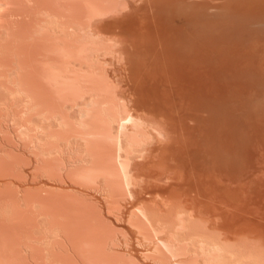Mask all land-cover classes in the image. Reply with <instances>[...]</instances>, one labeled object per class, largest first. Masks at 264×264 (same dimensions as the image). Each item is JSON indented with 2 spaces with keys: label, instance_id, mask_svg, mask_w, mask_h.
<instances>
[{
  "label": "rangeland",
  "instance_id": "1",
  "mask_svg": "<svg viewBox=\"0 0 264 264\" xmlns=\"http://www.w3.org/2000/svg\"><path fill=\"white\" fill-rule=\"evenodd\" d=\"M50 1L51 0H5L4 3L6 2L5 3L6 5H5V7H3L2 12L0 11V28H1L0 29V62H1L0 64L3 65V66L0 65V102L2 101L0 103L1 104L0 105V111H1L0 112V226H1V228H0L1 229L0 230V235H1V238H0V253H1L0 254V264H7V263H9V264H162L163 262H159V261H161V259L158 260L155 258V257H158L159 255L162 258H164L163 259L164 261L166 260L164 263H166V264L170 263L171 264L170 259L167 258L168 254L165 256L166 252L165 251L161 252L162 249H161V251L159 249V251H158L159 254L157 252H154L152 250V248L154 247V244L151 245L152 243L150 244L145 239V238H147L146 235L142 236L143 234H145V233H143L144 231L141 232L138 228H135L136 226L134 225V223L138 224V223H136L137 222L135 219L136 216H134L135 211H136L135 206L138 205V203L141 200L144 201V203H150L152 201L149 204V207L151 204L153 206L156 205V206H154V207H156L155 210H154V208L153 209L151 208L152 205L149 208L148 205L145 204V207L147 206L146 207L147 209H150V211H153L154 213H156L155 214L156 216H159L161 214L162 217L159 216V218L165 219V220L161 219V222L162 221L164 222V223L162 222L161 226H163V224H165V225L168 224L167 225V227H168L170 224V221H173L174 218H175V220L178 218L176 220V222L178 220H181V223L183 222V224L178 223V224H175L173 226H175V229H178V230L180 228H183V230H182L183 232L181 231V233L185 234L187 229H189V231H187V232H190V231H191V233L194 231L196 232V230L193 229L194 228L193 225L195 226V224H194L195 221H196V223H198L197 221H199V223H201V222H202V224L204 223L203 225L205 228H206V226H209L208 230L210 229V226L211 227L216 226V228L213 227L216 235L219 232L220 233L219 235L221 236V234H222V237H220L219 235L216 236L214 234L213 228H211L212 230L210 229L211 233H209L210 231H208V230H206V231L208 232V234H211V236L215 235V237H219L220 240L218 238H216V239H218V241H221L222 238H224L223 235L225 233V232H222V231H225V229L222 227V225H224V227H225V224H224L225 218H223V217H225V212H224L225 206L224 205L225 204L229 205V203L231 205L233 204L234 206H237L236 204H238V203L240 205L239 201H241L240 200L241 194H240V189L238 187V186H240L239 181H241V178H239V177H241L240 175L243 176V174H245V172L255 171L258 166L263 167V165H264V162H262V159L264 161V157H263L264 156V121H263L264 120V115H263L264 112H262L264 109L263 108L261 109L262 106L260 105L261 107L260 106L259 107H260L261 111L260 110L259 111H260V113L262 112V114L258 115L257 109H259V108H258V106L257 107L255 106L254 111L257 110L255 112L256 113V115H255V113H253L254 112L253 107H251V105L254 106L257 104H263V102H264V101L262 102V100L264 99L263 98L264 96H262V95H264V76H263L264 75L263 74L264 73V69H263L264 64H262V60H264L263 59V57H264V52H263V47H264V44H263L264 43V3H263V1L264 0H144V1L142 0L144 2V4H143L144 6L142 8H141V5L143 2L141 0H135V1L128 0V2H127V0H123V1L122 0H117V1L116 0H113V1L112 0H108V1L107 0H91V1L90 0H52L51 3H50ZM55 1L57 3H55ZM84 1L85 2L90 1V3H97V5H99V6L101 5V7L104 6V9L105 8L107 9L108 7H111L114 5L117 6L118 5L117 3H119L118 7L120 6L121 9L117 10L116 11L117 13L116 12H113L112 14L107 13L106 15H103L104 17H102V15L96 16L95 18L93 17L88 22L85 21V19H84V20L80 21L81 23L80 22L77 23V18L74 19L75 16L72 18L71 13L67 12L69 10L68 4L75 2L76 4L80 3L81 5H83L84 3L82 4V2H84ZM110 1H112V2L110 5H108L110 3ZM130 1H131V3H130ZM140 1H141V3L139 4ZM255 1L257 4L255 3ZM103 2L104 3L106 2L108 4H106V3L103 4ZM122 2H124V3L122 4ZM135 2H136V4H135ZM58 3H59V5H58ZM63 3H64V5H63ZM129 3L132 5H130ZM106 5H108V6L106 7ZM61 6H63L64 8ZM145 6H147V7H145ZM155 6H156V8H155ZM160 7H161V9H160ZM81 8L83 9V13L86 16L87 9L85 8L86 10H84V7H81ZM144 8H146L147 13L144 12V10H145ZM127 9H128V11H127ZM129 9H131L132 12L133 11H135V12L134 13H132L131 11L129 12ZM139 9H143V10L140 11ZM228 9H229V11H227ZM157 10H159L160 12L158 13ZM51 11L59 12L61 17L57 19L58 23L55 22L54 25L56 24V26H58L59 28L61 27L60 29H62L63 31H61L59 28L56 29V26H54V27L52 26L53 25L52 20H54V19L50 15L52 13ZM60 11H63L62 14L60 13ZM65 11H66V13H64ZM121 12L122 13L125 12V14H121ZM142 12L145 13V14L143 13L144 17H143ZM155 12H157L158 14ZM68 14H70V17H68L69 16ZM126 14L131 15V16L133 15L134 17H126ZM156 14L158 15L159 18H157V17L155 18V16H157ZM241 14H243V15H241ZM111 15H113V16H111ZM117 15H118V17H117ZM121 15L124 18H122V17L119 18V16H121ZM138 15L142 16V18L139 17L140 21L143 22V18H144V22H146V24L148 25V26L146 25V29H147V27L149 28V26H150L149 30H151V31L153 28L155 31L158 28L161 31L160 27L164 25L162 27V29H164V30H162V31L166 32V34L165 33H164L165 35L162 34V32H160L159 30H157V32L161 33L160 36H162V35H164L165 37H167L166 35L169 36L167 38L168 39L167 40L168 45L166 46L168 48H167V50H165L164 47H161L162 49L159 48L157 50L160 53L157 54V52H156V54L158 56H160V54H161L160 58L155 57L157 55H154L155 58L150 57L148 50L147 49L144 50V48H147V47H145L141 44H140V46H142V47L138 46L139 45V43H138L139 40L137 39L138 34H137V36L134 33H132L130 35L131 37H133V40H136L135 43L133 42L135 45L132 43V41L130 39H128L129 34H127V33L128 32L131 33V31L133 30V27H134V29H136L135 20L136 21L139 20ZM85 16H83V17H85ZM107 16H109V17H107ZM135 16H136V18H135ZM150 16L152 19L150 18ZM114 17L115 18L117 17V18L115 20H111V18L114 19ZM71 18H72V20L70 21ZM125 18H127V19H125ZM129 18H132V19H129ZM50 19H51V21H50ZM96 19H98V20H96ZM117 19L119 21H121L118 24H117V21H118ZM122 19L127 20V21L123 20L124 21V23H123ZM150 19L154 20V22H155V19L156 20L160 19L158 21V23L160 24V22H162L163 25H161L162 24L161 23L160 27H158L159 25L156 22L155 27L158 25L157 26L158 28L156 27V29H155V27L153 26L154 22L152 21L153 22L152 23L153 25H152L150 22L151 21ZM109 20H111L110 23L112 24V29L115 27L114 30L109 29L108 25H106L109 23ZM59 21L64 25H62V24L59 25V23H60ZM67 21L68 22L70 21V22L67 23ZM83 21L85 23L90 24L89 30H91V33H92L91 36H93V31H94V34H96L95 36H97V31H99V33L101 35H103V37L102 36H99V37H102V38L107 37L108 40L110 38V40H112L115 43L112 46L109 45L108 46L109 48H107V46H103L102 48L99 49V51H96L97 53L95 51L92 52L91 53L92 56L89 57V55H88V58L84 57L85 59L82 58L84 56L83 55L84 51H82L83 49L79 50V48H77V46L76 47L73 46V48L75 47L73 51L74 52L76 51L74 54L77 55L79 52L80 53L82 52L81 55H83V56H81V55L78 56L79 55L78 54L77 55L78 57L70 58V59H73V61H75V62H78V60L81 59V62H85V64L81 63L82 65L79 64V66L76 64V67L79 68L81 65L82 66L81 68L86 69L87 72L89 71L88 73L91 75V79L92 78L94 80L97 79L95 81L93 80L94 84L95 83L98 84V85L95 84L98 87L97 89L102 87L100 85V82L102 84V81H103L102 79H104L103 82L107 86L104 85V83H103V89L102 90H101V88L99 89L101 91V93L102 92H106V93L110 92L111 94L109 93V95H111L112 97H116V96L120 95V94H115L116 90H118V91H120V93H123L122 94L123 97L126 94L125 96L127 98L124 97V99H123L122 95H120L122 98H120V96H119V97L115 98L117 100V101L116 100L115 101H116V103L119 101L124 102L125 104L122 102H121L122 104H120V102H119V105H121L120 106L121 108L123 107V110H126L128 112H130L132 104L135 103L133 101H136L137 99L140 100V104H138L139 103L138 100H137L136 104H137V107H139V105H141V108H139V110H137L138 108L136 106H134L136 108L132 107L133 110L135 109L133 112H134V114H137V112H138L139 115L144 112L143 115L145 116L147 114L145 112V110H146L145 108L147 107L149 109L148 113L150 111L149 118L151 116V113H154L152 116H156L159 113V111L161 112L160 109H162V108H159V109L157 108L159 111L155 112V111H157L155 106L158 103H160V104H158L160 106L162 104L161 107H164V110L163 109L162 110L165 111L166 110L165 106L167 105V108L169 106L167 103L168 102L167 99H169V96L175 100V101H173L172 98L169 99V101L172 100V102H173V103L169 102V104L172 103L173 105H171L165 111V114L169 115L167 117H170L169 123H171V121H170L171 118L176 120L175 122H174V120H172L173 124L177 123L174 125L175 127L172 124L169 125V123L165 124L164 117H163L164 113L163 112L159 113V114H161L160 115L161 118L163 117L162 121L164 122L165 127L168 126V128H169V126H170V128H171V125L174 128L177 127L175 130L173 129L171 131L174 135V137H173L174 140L172 139V141H171V139H170L169 135H171L170 134L171 132H169L168 136H167L168 133H166V136H165L166 138H164V136H160L159 138L155 137V139H153L154 138L153 137L154 135H153V136H151L150 141L147 144V148L149 150L144 149V151L141 152L142 154L140 152L138 153L140 155L135 153L137 155L135 157V159H134V157H132V159H134V161L131 159L130 165L132 164V161H133V164L131 165L132 168L135 165L133 172L136 173V171H137V173H138L141 171V173L137 174L138 176L134 175L136 177L135 180L137 178H139V176H140V178L137 179V181L139 180L138 181L139 184L135 181L137 183V185L135 183V187L131 189V191L133 190L132 191L133 195H127V192L126 191L124 192V189H121L123 191L118 189L119 191L113 192L112 190H108L109 189L108 187H107L108 189L105 187V190H102L103 189L102 186L104 184L102 186H101V184L103 182L102 183L99 182L100 185L97 184L98 186L95 187L94 185H91V183H89V182L86 183V181L83 178H81L80 176H76V173L78 171L76 166H78V163H80L81 161H82L81 163H85V162L87 163L88 161H85V160L88 158V156H86L87 155L86 153L85 154L83 153V152H85L84 150L80 151L81 148H79V147H81V146H79L80 144L76 139L75 140L78 143L76 141L73 142L72 141L73 138L69 137L70 138V139L68 138L69 140L66 139L67 137H65V136H67V134H68V136H69V134L70 135L74 134L72 132L69 133L68 131H66V129L67 130L70 129L68 127L70 125H68L67 120L69 118H70L69 120L75 119V120H73L74 122L71 121V122H73V124L75 123L76 118L78 116L75 115L74 112H76V114H77L78 108H75L76 110H74L73 107L71 108V104L73 103V101H71V100L67 101L66 99H65V101L63 100L64 97L66 98V96H68V94H66V93H65V96L63 94L66 90L65 91L63 90L64 92H62V90L61 91L59 90V92H57L59 94L56 93L57 94V96H56L55 92H51V90L52 91H54V90L49 86L50 85L49 82H51L50 81L51 79L49 77V74H50L49 71L52 70V68H51L52 66L50 67V65H49L50 64L49 58L51 59V57L53 56V53H51L52 52V48H51L52 41H49L50 37L53 34H51V35H49V34L54 33L53 37H56L58 39H60V38L63 39L64 41L62 42V44H64L65 41H67L66 43H68L69 40H70V42H72L73 38H76L80 35L81 28H83V26L86 27L85 25H82V24H85ZM207 21L209 22L208 28H210V29H207L206 27H204V28H206L208 30V33L210 36L208 35V36L204 37V39L208 40V38L211 37L210 46H209V43H210L209 40H208V42H206V41H204V39H201V38H203L202 36L204 34L207 35V33H206L207 30L205 29L206 31H202L203 33L200 32V30H199L202 28L203 23H205V24L208 23ZM49 22H51V23L49 24ZM110 23H109V25H110ZM126 23H128V24H126ZM46 24L49 26L48 28H47ZM71 24H73V25H71ZM138 24H139V22H138ZM104 25H106L107 27H104ZM151 25H152V27H151ZM209 25H211V26H209ZM38 26H41V27L44 26L43 27L44 30L41 28L42 31L39 32L40 30L38 29L39 28ZM50 26H52L53 28ZM63 26H64V28H62ZM129 27H131L130 28L131 31H129L130 30ZM105 28H106V32L105 31H104V33H103V31L101 32V30L105 29ZM107 28H108V31H107ZM123 28H126V30ZM51 30H52V32H51ZM165 30H168V31L172 30L177 35L172 36V34H174V33H171V32H170L171 35H169L170 33L165 31ZM124 31L126 32L127 36H125V34L122 33ZM133 31H136V30H133ZM42 32L45 35L44 39H43ZM107 32H109V33H107ZM167 33H169V34H167ZM200 33L202 36L200 35ZM55 34H56V36H55ZM57 34H59L60 36L59 35L57 36ZM104 34H106V35H104ZM118 34L121 36H119ZM196 34H198L199 36ZM46 35H48V37H46ZM180 35H181V38H183L182 41L184 44H186L189 41L187 43L189 45L192 40H193V44L196 42V44H197L196 46H198L200 44L199 47L203 50V51L201 50V53L202 52L203 53L202 54L197 53V52H200V50H199L200 48H198L196 46H195L196 47L195 48L194 47L195 44L194 45L192 44L193 45L192 48L189 45L190 47H188V48L186 47L187 49H185L183 46L184 44L183 45L181 44L182 42H180V39L178 42H176V44L180 42L178 45L180 46V44H181V47H179V46L176 47V51H178L180 49L182 50V48H183V50L185 52H182L183 50L182 51L180 50L182 52L181 54L188 53L190 51L189 54L192 55L191 49L195 48V49H197V52L193 49L194 52H196V54H194L195 60H197L196 59V57L198 56L197 54H199V56L197 58L199 59L201 56V59L203 58L202 59L203 61L204 60L208 61L210 59L209 61L211 63L209 65V69L212 70V71H210L211 75L209 74V76L206 77L207 75L204 72V70L202 72V73H205V77L207 78V80L209 78L210 81L208 83L210 85H207L208 83H203L204 81L202 83L208 87V88L206 87L207 89L210 88V90H212V92H213L211 95V93H210L211 91H210L209 96H208V100L211 99L210 100L211 105L210 104L209 105L212 108L210 109V112H209L208 106L205 105L207 97L203 95L204 99H206L203 101V96H201V93L202 92L204 93L206 88H204L205 85L202 87L200 86L203 84L201 83V79H199L201 76V74H200L201 72L200 73L198 72L199 70L197 71L196 74L194 72H192V70L190 72L191 75H192V73H194V75H197L199 73L200 76L197 75V77H195V79L197 78V82L200 80L199 81L200 83L198 82L199 87L197 85L198 83H195L196 80H194V75H192L193 78L191 77L192 79H190V82H191V84L195 83V85L193 87L196 88V90H198V88L199 89L203 88L202 90H204V89L205 90L201 91V92L199 91L200 93L194 94L195 89L193 88V90L191 91L192 86L189 89H187L188 88L187 87L186 91H185V95L188 93L187 90H189V92H191V94H189V95H190V97L192 96V98H190L191 101L186 100V102H188V103L184 102V104L183 103L181 104V101L183 102L188 97H187V95L184 96L183 91L181 92L180 90H178L180 92V95L177 94L179 92L178 91L176 92L177 88H174L175 87V85H174L175 78H173L174 82L171 81V80H173L171 78H172V75L174 74L173 72L176 70V68H174V70H171V69L173 68V66H176L175 63H177L179 65V66H176L177 68H181L183 65L180 63V61L181 62L183 61V63H185L186 61H188V59H190V57H187V56H186L187 57L186 61L181 59L179 56H181L182 58L184 56V58H185V55H188V54L180 55V52H175V49H173L174 46H172V45H175V42L173 44L172 41H175V40L177 41L178 36H180ZM174 36L176 38H174ZM170 37H172V39ZM190 38H191V41H190ZM186 39H187V41H186ZM194 40H196V41L194 42ZM127 41L128 42L131 41L129 43H132V45H134V47L131 44H129ZM169 42H171L172 45H169ZM257 42L260 44H258ZM66 43H65V45H66ZM73 43H71V44H73ZM206 43L208 44V46L206 45ZM203 44H204V46H203ZM252 44H255L254 48H252L253 47V46H251ZM59 45H60V43H59ZM170 46H171V48H170ZM175 46H177V45H175ZM256 46H260L257 50L259 52L254 53L252 51L255 50ZM78 47H79V45H78ZM202 47H204V48H202ZM206 47H208L209 49L206 50L207 49ZM73 48H71V49H73ZM111 48H113V49H111ZM138 48L140 51L136 50ZM169 48L171 49V51ZM177 48H180V49L177 50ZM77 49L79 50L78 53H77ZM103 49H106V50L103 51ZM121 49L124 52H121ZM160 49L162 50V52H165V53L162 54ZM188 49H190V50H188ZM251 49H252V51H249ZM107 50H108V52H107ZM168 50H169V52H168ZM173 50H174V52H172ZM186 50H188V51L186 52ZM205 50L207 52H205ZM119 51H120V53H118ZM145 51H146V54H145ZM247 51L249 52V54ZM171 52H172V54L175 53L176 56L178 53L177 59L180 58V61L175 60L176 61L175 62L174 61L175 54L174 55L171 54L172 55L171 56L170 55ZM204 52L209 53L208 56L211 58H209L207 56V54H205ZM57 53H58V55H56ZM60 53H62V52L59 51V52L55 53L57 58H58V56H60L59 57L60 59L58 58L57 60H61V58H62V60H61L62 62L67 61L66 65L68 62L72 61L67 56L65 57L63 53L61 55H59ZM93 53H95V54H93ZM137 53H139L140 55L138 56ZM141 53H143V54H141ZM251 53L252 54L254 53L257 55L255 57V59H253L254 64L256 63L257 60L260 62V64L254 65V64H251L250 62H247V61H251L250 57L253 58V56H254ZM84 54H85V52H84ZM120 54H121V56H120ZM164 54L166 56H168L167 58H169V59H170V57H173V60L167 59L166 56H163ZM210 54H212V55H210ZM262 54H263V57L261 56ZM145 55L146 56L148 55V56L145 57ZM245 55H246L247 59L244 60L243 56H245ZM144 57H145V60H144ZM163 57H165V59H167V62L165 60L164 65L162 64V62H164ZM64 58H66V59H64ZM207 58H209V59H207ZM249 58H250V60H249ZM126 59L129 61H127ZM142 59H143V61H142ZM149 59H151V61H149ZM154 59L155 60L158 59L157 64H159V65L156 64V61ZM1 60H3V61H1ZM85 60H88V61H85ZM90 60H92V61H90ZM169 61H171V62L174 61L173 66L171 65L172 67L169 65L171 63ZM189 61L191 64V62L194 60L190 59ZM209 61L207 62L206 65L202 64L203 66L207 67V68L205 67V71H206V69H208ZM46 62H48V63H46ZM121 62H122V64L120 65ZM135 62L137 65L135 64ZM146 62H147L146 66H148V67L145 68ZM204 62H206V61H204ZM167 63H169V64H167ZM187 63H185V65L182 68H184L187 65ZM242 63L243 64L244 63L249 64L248 65L249 67L247 65H245L247 67H242L243 68L242 69L241 68V66L243 65ZM263 63H264V61H263ZM42 64H43V66H42ZM86 64H87V66H89L88 68H86L87 67ZM90 64H91V66H90ZM192 64H194V65H192ZM192 64H191V66H193L192 67V69H193L196 65H195V63H192ZM197 64H198V62H197ZM122 65H125V66H122ZM128 65H130V67ZM151 65H153V66L151 67ZM154 65L156 67L158 66V69L154 68L155 69L154 70L153 69ZM251 65H252V67H251ZM256 65L258 66V68H260L263 65L262 66L263 68H260V69H258L256 67L254 68V66H256ZM136 66L138 67V70H137ZM164 66H167V67L165 68ZM168 66H170V69H169L170 73H168V72L166 73V71H168V68H169ZM119 67L121 70L119 69ZM126 67H129L131 71L129 70V68H127L128 70L126 71ZM199 67H200V65H199ZM90 68L91 69L93 68L92 70H96V71L98 69L99 73L97 72V74H96V71L90 72ZM99 68H101L102 71H104V72H101V69H99ZM149 68H151V69H149ZM162 68H165V69H162ZM200 68H198V69H200ZM42 69H43V72H42ZM118 70H119V72H117ZM132 70H133V73H135L134 76H133V73L130 74L132 72ZM152 70H153V73H152ZM259 70H261L262 72ZM112 71H114V72H112ZM139 71H141L140 72L141 74L139 73ZM146 71L147 72L151 71V72L149 74ZM157 71H158V73H157ZM160 71H161V73L163 72L161 75L164 78L159 74ZM193 71H194V69H193ZM200 71H202V69H200ZM255 71L257 73H254ZM179 72H182V71H179ZM151 73H152V75H151ZM98 74H99V76H98ZM153 74H154L155 78L152 80ZM181 74L182 73H180V76H181ZM150 75L152 77H150ZM165 75H167V76L169 75V77L166 76L167 77L166 78ZM94 76H96V77H94ZM120 76L122 77L121 79H120ZM145 76H146V78H144ZM186 76H188V75H186ZM198 76H199V78H198ZM202 76H203V78H205L204 74H202ZM100 77H101V79H100ZM132 77H134V78L132 79ZM140 77L143 79L141 81V83H143V85L140 83H137V80H140ZM41 78H42V80H41ZM106 78H108V79H106ZM150 78H151V81H153V82L150 81ZM168 78H170L169 79L170 83L167 82ZM189 78H190V75L188 77H186L185 80H189ZM155 79H156V82L158 83V84L156 83L157 85L154 84ZM165 79H166V82H165ZM47 80H48V82H46ZM106 80H109V81H106ZM160 80H161V82H160ZM191 80H194L195 82L191 81ZM97 81H99V82H97ZM126 81H127V83H126ZM107 82H109L108 83L109 85L107 84ZM110 82H112V83H110ZM172 82H173V84H172ZM45 83H47V85ZM132 83L134 85H132ZM165 83H166V85H164ZM39 84H40V86H39ZM127 84L128 85L131 84V86L129 85L131 90L129 89ZM159 84H160V86H159ZM170 84H172V86H170ZM188 84H190V83H188ZM212 84H214V85L217 84V86L218 85L219 86L216 88V86H213ZM140 85H141L142 89H141ZM149 85H150V87H149ZM154 85L159 87V90L161 92L155 91V89L157 90L158 88L155 87ZM167 85H168V87L166 88ZM35 86L38 88H36ZM146 86H148V87H146ZM259 86H260V88H259ZM116 87H117V89L114 90ZM154 87H155V89H154ZM211 87L216 88V91L214 88H213L214 90L211 89ZM221 87H223V88H221ZM245 87L247 90H244ZM121 88H122V90H121ZM147 88L150 91H152L151 94ZM151 88L154 90H152ZM169 88H170V90L172 88L174 94L171 93L172 90L169 92V90H168ZM133 89H134V92H133ZM138 89H141L140 91H143V93H145V94H143V93L141 94V92L139 93ZM164 89L167 91V93L169 92L168 97L166 96L167 93H166V91H164ZM217 89H219V91H217ZM221 89H222V91H221ZM249 89H251L250 90L251 93L249 92ZM145 90L147 91V93ZM56 91H58V90L56 89ZM111 91H115V93H113ZM153 91L156 92L154 95L155 97L152 96L154 93ZM207 91H209V90H206L205 94H207ZM255 91H256V93L253 94V92H255ZM38 92H39V94H38ZM52 93H54V95H52ZM148 93L151 96H149ZM164 93H166L165 96H164ZM181 93H183L182 95L184 97H179V96H182ZM219 93H220V95H219ZM50 94H51L52 98L55 99V97H53V96H56V98H57V99H55L56 101L53 100L52 102H57V100H58L57 103H54L55 105L58 104V105H56V107L58 106L57 108H55L56 110L54 109L55 105L53 103H52V106L54 105L53 108L50 107V102H51L50 99L52 100ZM131 94H132V97H131ZM134 94L136 95L137 98L133 97V96H135ZM192 94L195 95L196 97H194ZM197 94H199V95H197ZM251 94L254 98H255V96L258 95L257 96L258 99L255 98L256 99L255 100L253 97H252L253 98L252 99ZM47 95H48V97H47ZM139 95H140V97H139ZM159 95L160 96L163 95V96L160 97ZM216 95H217V97H216ZM145 96H148L147 97L148 99ZM175 96H176V98H175ZM213 96H215V97H213ZM220 96H221V98H220ZM89 97L90 96L88 94L85 95L84 100L87 101L90 98H92V97H90V98ZM260 97H262L261 98L262 100L259 99ZM46 98L48 99V101H50L49 103H47L48 101L45 100ZM134 98H135V100H133ZM157 98H158L159 102L157 101ZM160 98H162V99H160ZM164 98H166L165 101H167L166 102L167 104H164L165 102L161 101ZM219 98H220V100H219ZM67 99H68V97H67ZM69 99H70V97H69ZM119 99H122V100H119ZM128 99L130 100V102ZM145 99H147L148 102ZM178 99H179L180 103L178 102ZM181 99H183V100H181ZM192 99L194 101H192ZM201 99L204 102L202 104L200 103V102H202ZM213 99H216V101L219 103H217L216 101H213ZM195 100L198 101L196 104L197 106L194 105L196 103ZM153 101H155V102L157 101L158 103L157 102L154 103ZM253 101H255L254 104L252 103ZM131 102H133V103L131 104ZM141 102H144V104H142ZM174 102H176V103H174ZM189 102L191 104H193L194 102L195 103L193 104V106H190V105H188V104H190ZM208 102L209 101H207V103ZM61 103L63 104V106ZM145 103H146V105H145ZM151 103H152V106H151ZM214 103H216L218 105L217 106L218 109L216 107V104L214 105ZM126 104L130 105V107L127 108ZM154 104H156V105H154ZM175 104H177V105L174 106ZM180 104H181L182 109H183L184 105H188V111H187V106H185L186 108L184 107L185 110H183L184 111L183 112L182 109L180 108ZM142 105L144 108L142 107ZM182 105H183V107H182ZM213 105L216 108H214ZM189 106L191 109L189 108ZM172 107H174V108L176 107L175 110L171 109ZM201 107L204 109H202L200 112ZM205 107H207V108H205ZM142 108L145 110H143ZM179 108L182 111V113H180ZM255 108H257V109L255 110ZM57 109H58L59 114H57V112H55L56 114H54V112H52V111H54V110L57 111ZM132 109H131V112H132ZM194 109H196L195 111H199V114L197 112L195 113ZM205 109H207V110H205ZM151 110L154 112H152ZM169 110L174 112V113L178 112V114H174V113L171 114L172 112L170 113ZM139 111H142V112H139ZM189 111H192V112H189ZM203 111H205L206 116L204 113H203L204 115L202 114ZM155 113H156V115H155ZM186 113H187V115H186ZM209 113H210V118L209 117L207 118ZM63 114H65V117ZM200 114H202V115H200ZM171 115H174V116L171 117ZM197 115H200V118ZM75 116H77V117H75ZM190 116L193 117V119H189V118H191ZM202 116H204V118L205 117L206 118L201 119ZM255 116H256V118H255ZM259 116H261L263 118L261 119V117L259 118ZM61 117H62V119H61ZM184 117L186 118V120ZM187 117L189 120L188 125H191V127H193L192 123H193V120L195 119L194 122L197 123V125L195 123H193L196 126V128H193V129H196V130L191 131L192 128H190V129L187 128V126H188L187 125ZM154 119H155V117L153 118V120ZM182 119H184L186 122L181 121ZM256 119L258 121L259 120L262 121L261 123H263V124H259L260 121L257 122ZM218 120H220V121H218ZM166 121H167V119H166ZM214 121H215V123H213ZM182 122H185L184 124H186V125H182L183 124ZM209 122H212L213 124L209 123ZM222 122L225 124H222ZM179 123H182L181 125L183 127L182 126L180 127L182 129H180L178 127L180 125ZM208 124H211L210 125L211 130L208 129V131H207V130H205L206 128H204V126H207ZM72 125L70 127H72ZM212 125H214V126H212ZM216 125H218L219 127H217ZM223 125L225 126L224 127L225 130L222 132ZM73 126H75V125H73ZM185 126L187 129L184 128ZM215 126H216V128H215ZM170 128L168 129V131L171 130ZM213 128H215L216 131ZM218 128H219V130H221V132L217 131ZM220 128H222V129H220ZM55 130H57V132ZM61 130H62V133H61ZM185 130H187V131H185ZM58 131H60V132H58ZM211 131H213V132L215 131L214 133H216L218 136L221 133L222 137L221 136L220 137L222 139H224V138L225 139L224 140L219 139L220 137L218 138V136H216V134H214V136H213V132H211ZM181 132H183V133H181ZM201 132H205L204 134L203 133L201 134L202 136H204L203 137L204 139L200 135ZM218 132H219V134H218ZM224 132H225V134H224ZM193 133H194V136H193ZM180 134H182V135H180ZM188 134H189V136H188ZM62 136H63V138H62ZM72 136H74V135H72ZM182 136H185V137L183 138ZM186 136L190 139V141H194V139H196V140L194 141V143L193 142L191 143L190 141H189L190 142L189 143L187 141ZM177 137H180L181 139L180 138L177 139ZM167 138H169V139L167 140ZM210 138L212 140H209ZM216 138H217V140H216ZM158 139L160 140V142ZM182 139H184V140H182ZM151 140H153V141L151 142ZM162 140H163V142H161ZM175 140H177L176 143L178 145L180 144V146H181L180 151L177 150V149H179L177 146L172 147L173 144L177 145L174 142ZM179 140H180V142H179ZM199 140L204 142V143H201V145H200ZM207 140H209L208 142H210L209 145L207 144L208 143ZM68 141L69 142L72 141V142L69 143ZM166 141L167 142L171 141L172 143H167ZM211 141L214 142V143L212 142L213 143L212 147H211ZM67 142H68V144H67ZM153 142L156 144L153 145ZM196 142H198V143H196ZM205 142H207V143H205ZM76 143L79 145H77ZM217 143L222 144L223 147L222 146L221 147L224 150H222V148L219 147V145H217ZM160 144H162V147H163V145L165 146L164 150L162 147L160 150V147L158 148V146H156V145H160ZM165 144H168V145L166 146ZM183 144L184 145L186 144V145L184 146ZM190 144L192 145V147H189V149H190V151H189L187 146H191ZM196 144H198V145H196ZM204 144H205V146H203ZM76 145L79 147L77 148ZM150 145H152L151 146L152 148H153V146L157 147L156 149H158L160 151V153H158L159 152L158 150H157L158 152H156V149L154 147V153H157V155L153 154V151H150L151 150ZM195 145H196V147H195ZM183 146H184V148H183ZM186 147H187L189 152L186 150ZM198 148L199 149L201 148V149L199 150ZM205 148H208V152H207V149L205 150ZM193 149L196 150V151L194 150L195 154L193 152ZM209 149H211V150H209ZM173 150H174V152H171ZM175 150H176V152H175ZM147 151L149 153L148 155L146 153ZM164 151H166V153ZM80 152H81V154L82 153L83 154L80 155ZM162 152H164V154ZM167 152H169V153H167ZM179 152L180 153L183 152V153H181L180 155L178 154L179 155L178 156L177 153H179ZM205 152L207 154H205ZM223 153H225V154H223ZM187 154L188 155L190 154L191 156L190 155L187 156ZM202 154H204V155H202ZM79 155H80V157H79ZM84 155H85V157H84ZM144 155H145L146 160H144V158H142V157H144ZM166 155L169 157H167ZM183 155H185V156H183ZM81 156H83V160H81L82 159ZM133 156H134V154H133ZM147 156H149V157H147ZM150 156H151V158H150ZM157 156H158V158H156ZM159 157H163V158L166 157V158H164L165 160L162 158L165 162L162 159H160ZM181 158H185V161H184V159H181ZM188 158L192 159V161L189 160ZM153 159H154V161H153ZM135 160L136 161L138 160V161L135 162ZM166 160L168 161L167 163H166ZM175 160H176V162H175ZM201 160L204 161L205 163L202 162ZM141 161L146 162L147 164H149V162H151V165L150 164L149 165L153 168H151V169L147 168L148 165H146L144 163L146 166L145 167L144 164H141ZM161 161L164 162V163L162 162V165H161ZM181 161L183 163L188 162L187 163L188 165H186V163H185L184 165H186V166H184ZM208 161L211 163H209ZM134 162L138 163V164L136 165V164H134ZM154 162H155V164H154ZM172 163H174V165L178 163L177 167L179 169L176 168V165L175 166L172 165ZM156 164L158 165V167H156ZM141 165H143L144 167ZM154 165H155V167H154ZM163 165H165V166L169 165L170 168L168 167L169 169L166 170L167 167H166V169L161 167ZM201 165H202V169L200 168ZM159 166L161 168H159ZM173 166L178 171V172L176 171L178 174L175 172V168ZM137 167H139V168L136 169ZM182 167H183V169H182ZM198 167L200 169H198ZM254 167H255V169H254ZM259 167H258V169H259ZM158 168H159V172L157 171ZM184 168H185V171H184ZM195 168H196V170L194 171L193 169H195ZM162 169L165 170V171L163 170L164 173L161 171ZM171 169L173 171H171ZM203 169L204 170L206 169L207 171L206 170L204 171ZM219 169H220V171H219ZM222 170H224V171H222ZM242 170L243 171L246 170V171L243 172ZM153 171H156V172H153ZM197 172H199V174H197ZM205 172H207V173H205ZM209 172H211L212 174ZM241 172H242V174H241ZM158 173H159V175H158ZM203 173H204L205 178L202 175ZM220 173H222L223 176H222V174L220 175ZM149 174H151V175H149ZM168 174H170V175H168ZM188 174H189V176L191 174L192 175L189 177ZM193 174H195V175H193ZM173 175H176V176H174V178L176 177L175 179H173V177H172ZM181 175H182V179H181ZM183 175H186V177ZM162 176H164V178L160 179L159 181L153 180V179H159V177L161 178ZM165 176H167V177H165ZM168 176H169V178H168ZM194 176H195V178H194ZM212 176H213V178H212ZM222 177H225V178H222ZM167 178L169 181L167 180ZM189 178H190V180L192 178L190 183H189ZM216 178H217V180H216ZM197 179H198V182H197ZM164 180L166 182L158 183V182H161ZM176 180L178 181V183H175ZM211 180H212L214 185H212V184L210 185ZM215 180L217 183L220 182V183H218L219 185L215 182ZM179 181H181L182 183L181 182L179 183ZM168 182H170V184H168ZM207 182H209V183H207ZM203 183H206L207 186H206V184H203ZM149 184L151 186L150 187L151 189H149ZM156 184H158V186ZM160 184H163V185H160ZM178 184H180V185H178ZM187 184H189L192 188ZM197 184H199L200 187ZM164 185H166V186H164ZM104 186H106V185H104ZM171 186L173 188L175 187L174 189H176L175 190L176 193L179 189H181V191H182L181 192L179 190V192L177 194L175 193V195H177V197H175V198L173 196H171L170 193H168L169 189H171L172 192L174 190V189L172 190ZM178 186H179V189H178ZM182 186L185 189L187 187H189V189L187 188L186 191L183 192ZM147 187H148L149 191L147 190ZM164 187H165V189H164ZM219 187H220V189H219ZM96 188H99V189H96ZM154 188H155V190H154ZM158 188H159V191H158ZM161 188H163V189H161ZM210 188L212 191L210 190ZM214 188L217 190L214 191ZM204 190H206L207 192L206 191L204 192ZM150 191H152V192H150ZM201 191H202V193H201ZM117 192H119V194L121 192V194L116 195ZM122 192H124V193H122ZM217 192H218V194H217ZM122 194L126 195V196H123V198H121ZM179 194H180V197H178ZM186 194H188V196H189L188 198H187ZM202 194H203V196H202ZM214 194H215V196H214ZM219 194L222 196H220ZM113 195H114V197H113ZM172 195H174V194L172 193ZM193 195H195V196H193ZM117 196H119V197L121 196L120 199L119 198L116 199ZM136 196L138 197V199H136L137 198ZM165 196H167V198ZM170 196H171V198L169 199ZM196 196H198V197H196ZM210 197H212V198L210 199ZM220 197H222V199ZM113 198H115L116 200ZM164 198H165V200H164ZM177 198H181V200L179 201V199H177ZM201 198L203 200H205V202L200 201V200H202ZM223 198L225 199V201L223 200ZM152 199H155V200L153 201ZM198 199H199V202H198ZM120 200H122V201H120ZM133 200L134 201L137 200V201L134 202ZM193 200H195V202H196L195 205H194ZM191 201L193 204L191 203ZM213 202L214 203L216 202L215 206L213 205ZM144 203L140 202V204L138 206H140ZM201 204H202V207H201ZM216 206L219 208H215ZM203 207L204 208L207 207L208 210L206 208H205V210L202 209ZM198 208L199 209L201 208V209L198 210ZM156 209H157V211H156ZM160 210H162L164 212H162ZM172 210L175 213V217H174V213ZM80 211H82V212H80ZM132 212H134L133 213L134 217L132 216ZM198 212H199V214L201 213L202 215H199ZM70 213H72V214H70ZM73 213H75L77 215H74ZM179 213H181V214H179ZM215 213H217V214H215ZM218 213H220V214H218ZM83 214H84V216H83ZM80 215H82V216H80ZM178 215H180L181 217ZM182 217H186V218H182ZM155 218L159 219L157 217H155ZM166 218L168 219V221ZM192 218L195 220H193ZM130 219H131V221H130ZM134 219H135V221H134ZM207 219H208V221H207ZM218 219H220V220H218ZM54 220L55 221L57 220V221L54 222ZM80 220H86V222L80 221ZM204 220H205V222H204ZM210 220H213V221H210ZM222 220H224V221L222 222ZM133 221H134L133 225L130 224ZM193 221H194V223H193ZM89 222L91 223V225ZM167 222H169V223H167ZM173 222H171V223H173ZM188 222L193 223V225H192L193 228L191 227V229H193L194 231L190 230V227H189L190 225H188V228L184 227V226H186L184 224L188 223ZM211 222L213 224H211ZM54 223H56V225L53 226ZM206 223L210 224V225H207ZM220 223H221V225H220ZM86 224H87V226H86ZM182 225H184V226H182ZM196 225L197 226L195 227V229L198 228V224H196ZM200 225L201 224H199V226ZM63 226L66 229L63 228ZM104 226H105V228H104ZM86 227H91V228L93 227L94 229L88 228V230L85 231ZM167 227H165V229L163 228V230L165 231V232L164 231L163 232L166 235L169 234ZM204 227H202V228L199 227L197 230H200V228L203 229ZM218 227H220V228H218ZM222 229H224V230H222ZM2 230H3V232H1ZM137 230H139V231H137ZM166 230H167V232H166ZM172 230H173V228H172ZM178 230H176V231H178ZM184 230H185V232H184ZM220 230H222V231H220ZM84 231L85 232L90 231V233L88 232V234H87ZM203 231H202V234H203ZM138 232L139 233L141 232V233L139 234ZM78 233H80V234H78ZM105 233L108 235H105ZM67 234L68 235L74 234V235L72 237H69L70 235L68 236ZM180 234H179V236L178 235L177 236L180 237ZM184 234H182V235L184 237H187ZM186 234H188V233H186ZM97 235H99V237ZM102 235L103 236L105 235V237H103ZM67 236H68V238H71V239L70 240L67 239ZM78 236H80V237L77 238ZM149 236H150V234H149ZM215 237H212V238L215 239ZM7 238H9V239H7ZM150 238H152V236H150ZM73 239H75V241L77 240V242L79 241V244L75 243L76 244L75 245L74 243H72V242H75ZM86 239H87V242L90 241V243H91V244L87 243V245L88 244H90V246L95 245V244L98 245L100 243L101 246L100 245H98L97 247H95L96 245L92 246V248L95 247V249L93 248V250H91L92 248L90 246L89 247L86 246ZM67 240H69V241L67 242ZM91 240H93V241H91ZM101 240H102V242H101ZM103 240H104V242H103ZM9 241H10V243H8ZM145 241H147V242H145ZM177 242H179V241H177ZM222 242L224 243V239L222 240ZM68 243L71 245L74 244L75 247H73L71 245L69 246ZM6 244H7V246H6ZM9 244H11V245H9ZM82 244L84 245L82 247V249H84V250H81V248L77 249L78 245H82ZM188 244L187 245L184 244L183 247L188 246ZM189 245L191 246V244H189ZM2 246H5V250H4V247H2ZM71 247H72V249H70ZM84 247H87L88 249L89 248L90 249L88 250L87 248H84ZM188 247H186V248H188ZM96 248H98L99 250H97ZM90 250H91V252H90ZM187 250L189 251L190 248H188ZM12 252L13 253L15 252V253L12 254ZM154 253L158 256H156ZM6 254L10 255V257L7 256ZM150 254L153 257H151ZM3 256L7 257V258L6 259L4 258V260H3ZM181 256H184V255H181ZM154 259H156V260H154ZM167 259H169V260H167ZM108 262H110V263H108Z\"/></svg>",
  "mask_w": 264,
  "mask_h": 264
},
{
  "label": "bare ground",
  "instance_id": "2",
  "mask_svg": "<svg viewBox=\"0 0 264 264\" xmlns=\"http://www.w3.org/2000/svg\"><path fill=\"white\" fill-rule=\"evenodd\" d=\"M4 1L5 0H0V11L2 12V10H3V7H5V3H4ZM52 1V0H51ZM51 1H50V3H51ZM91 1V0H90ZM90 1L89 2H82V4L83 5H81L80 3L79 4H76L75 2L74 3H70V4H68L69 6V10L67 11V12H69V13H71V16H72V18L74 17V19L75 18H77V23L78 22H80V21H82V20H84L85 19V21H90L93 17L95 18L96 16H101L102 15V17H104L103 15H106L107 13L109 14H112L113 12H116L117 10H119V9H121V7L119 6L118 7V5H119V3H117L118 5L116 6V5H114V6H111V7H108L107 9L105 8L104 9V6L103 7H101V5L99 6V5H97V3H90ZM108 1V0H107ZM113 1V0H112ZM112 1H110V3L108 4V3H106V4H108V5H110L111 4V2ZM117 1V0H116ZM123 1V0H122ZM133 1H135V0H133ZM132 1V2H133ZM142 1V0H141ZM141 1L139 2V4L141 3ZM144 1V0H143ZM142 1V2H143ZM126 2V1H125ZM127 2H128V0H127ZM138 2V1H137ZM150 2V1H149ZM167 2V1H166ZM258 2V1H257ZM55 3H57L56 1H55ZM67 3V2H66ZM100 3V2H99ZM104 2H103V4H105ZM124 2H122V4H123ZM130 3H131V1H130ZM129 3V4H130ZM255 3H256V1H255ZM259 3V2H258ZM263 3H264V1H263ZM121 4V3H120ZM121 4V5H122ZM126 4V3H125ZM135 4H136V2H135ZM144 4V2L142 3V5H141V8L144 6L143 5ZM150 4V3H149ZM257 4V3H256ZM260 4V3H259ZM55 5V4H54ZM53 5V6H54ZM58 5H59V3H58ZM63 5H64V3H63ZM108 5H106V7L108 6ZM130 5H132V4H130ZM147 5V4H146ZM169 5V4H168ZM67 6V5H66ZM136 6V5H135ZM138 6V5H137ZM161 6V5H160ZM58 7V6H57ZM61 7H63V6H61ZM81 7H84V10H86L87 9V12H86V16H85V14L83 13V9L81 8ZM124 7V6H123ZM122 7V8H123ZM140 7V6H139ZM145 7H147V6H145ZM55 8V7H54ZM60 8V7H59ZM64 8V7H63ZM66 8V7H65ZM86 8V9H85ZM127 8V7H126ZM131 8V7H130ZM155 8H156V6H155ZM42 9V8H41ZM81 9V10H80ZM132 9V8H131ZM131 9H129V12L131 11ZM145 10H144V12L145 13H147V11H146V8H144ZM154 9V8H153ZM160 9H161V7H160ZM159 9V10H160ZM123 10V9H122ZM134 10V9H133ZM140 11L141 10H143V9H139ZM159 10H157L158 11V13L160 12ZM58 11V10H57ZM64 11V10H63ZM63 11H60V13L62 14V12ZM121 11V10H120ZM119 11V12H120ZM126 11V10H125ZM127 11H128V9H127ZM138 11V10H137ZM227 11H229V9L227 10ZM44 12V11H43ZM52 13L50 14L52 17H53V19L54 20H52V26L54 27V26H56V24L54 25V23L55 22H57L58 23V21H57V19L58 18H60L61 16H60V14H59V12H55V11H51ZM132 12V11H131ZM135 11H133L132 13H134ZM144 12H142V14L144 13ZM154 12V11H153ZM239 12V11H238ZM64 13H66V11L64 12ZM117 13V12H116ZM144 13V14H145ZM155 13H157V12H155ZM157 13V14H158ZM59 14V15H58ZM84 14V15H83ZM115 14V13H114ZM120 14V13H119ZM121 14H125V12H121ZM144 14H143V17H144ZM156 14V15H157ZM69 16L68 17H70V14H68ZM237 15V14H236ZM241 15H243V14H241ZM50 16V17H51ZM83 16H85V17H83ZM110 16V15H109ZM109 16H107V17H109ZM111 16H113V15H111ZM147 16V15H146ZM152 16V15H151ZM151 16H150V18H151ZM101 17V18H102ZM106 17V18H107ZM117 17H118V15H117ZM116 17V18H117ZM120 17H122V18H124L122 15L121 16H119V18ZM126 17H134L133 15L131 16V15H127L126 14ZM139 17H141L142 18V16L140 15H138V18ZM159 18L158 17V15L157 16H155V18ZM162 17V16H161ZM72 18L70 19V21L72 20ZM105 18V19H106ZM115 17H114V19H112L111 18V20H115L116 19ZM118 18V19H119ZM135 18H136V16H135ZM52 19V18H51ZM51 19H50V21H51ZM69 19V18H68ZM117 19V20H118ZM125 19H127V18H125ZM129 19H132V18H129ZM149 19V18H148ZM152 19V18H151ZM150 19V20H151ZM61 20V19H60ZM63 20V19H62ZM96 20H98V19H96ZM100 20V19H99ZM102 20V19H101ZM111 20H109V23H110V21ZM116 20V21H117ZM124 19H122V21H123ZM135 20V19H134ZM133 20V21H134ZM160 20V19H159ZM159 20H156L155 19V22H154V20H151L150 22H151V24L154 22V27H155V23L157 22L158 23V21ZM258 20V19H257ZM47 21V20H46ZM64 21V20H63ZM69 21V22H70ZM124 21H127V20H124ZM124 21H123V23H124ZM131 21V20H130ZM132 21V22H133ZM153 21V22H152ZM60 22V21H59ZM68 21H67V23H69ZM84 22V21H83ZM95 22V21H94ZM102 22V21H101ZM114 22V21H113ZM112 22V23H113ZM121 21H117V24L118 23H120ZM129 22V21H128ZM135 22H136V25L138 24V22H139V24L136 26L135 24V27H136V29H134V27H133V30H136V31H131V27H129V31H131V33H127V34H129L128 36H129V38L128 39H130L131 41H132V43L134 42L135 43V41L136 40H133V37H131L130 35L132 34V33H134L136 36H137V34H138V36H137V39L139 40V45L138 46H140V44L141 45H143V46H145V47H147V48H144V50L145 49H147L148 50V53H149V56L150 57H154V55H157L158 53H160V52H158L157 50L159 49V48H161V47H164L165 48V50H167V48L168 47H166L167 45H168V42H167V38L169 37L168 35H166L167 37H165L164 35L166 34V32H163L162 30H164V29H162V27L164 26L163 25V23L162 22H160V24L161 25H163V26H161L160 27V24L158 23V27H160V29H161V31L159 30V28L157 29V30H159L160 32H162V34H164V35H162V36H160L161 35V33L159 34L158 32H157V30L155 31L154 30V28L152 29V31L151 30H149V28H150V26H149V28L147 27V29H146V22H144V18H143V22L142 21H140V18H139V20L138 21H136L135 20ZM204 22V21H203ZM208 22V21H207ZM206 22V23H207ZM37 23V22H36ZM51 22H49V24H50ZM81 23V22H80ZM85 23V22H84ZM109 23L108 24H106V25H108V28L109 29H111V30H114V28L112 29V24L110 23V25H109ZM115 23V22H114ZM62 23L60 22L59 23V25H61ZM122 24V23H121ZM126 24H128V23H126ZM170 24V23H169ZM208 24H209V22L207 23V24H205V23H203L202 25V28L201 29H199L200 30V32H202V31H206L207 29H210V28H208ZM40 25V24H39ZM62 25H64V24H62ZM71 25H73V24H71ZM82 25H85L86 27H84L83 26V28H81V33H80V35L78 36V37H76V38H73V41L72 42H70V40L68 41V43H66L67 41H65L64 42V44H62V42L64 41L63 39H58V38H56V37H53L54 36V33H50L49 35H51V34H53L51 37H50V40L49 41H52V45H51V48H52V52L51 53H53V56L51 57V59L49 58V61H50V67L52 68V70H50L49 71V77H50V81L51 82H49L50 83V87L54 90V91H52L51 90V92H55V94L57 93V92H59V90L61 91L62 90V92H64L65 90V92L63 93L64 94V96H65V93L66 94H68V96H66V98L64 97V101H65V99L68 101V100H71V101H73V103L71 104V108L73 107L74 108V110H76L75 108H78V112H77V114H76V112H74L75 113V115H77V116H75V117H77L76 118V121H75V123L73 124V120H75V119H71V120H69L68 118V120H67V122H68V125H75V126H73L72 125V127H70V126H68L70 129L69 130H67L66 129V131H68L69 133H74V134H72V135H74V136H72V135H70L69 134V136H68V134H67V136H65V137H67L66 139H68L69 137L70 138H73V142L74 141H78L79 142V144H77V145H79V146H81V147H79V146H77V148L79 147V148H83L82 150L80 149V151H85V152H83L84 154L86 153L87 155L86 156H88V160L86 159L85 161H88L87 163L85 162V163H81L80 161V163H78V166H76V168H77V173H76V176H80L81 178H83L85 181H86V183H91V185H94L95 187L96 186H98L97 184H99V182H103L102 184H101V186L104 184V185H106V186H102L103 187V189L102 190H105V187L108 189V190H112L113 192L115 191H119V190H121V189H124V192L126 191L127 192V195H133L132 193V191H131V189L132 188H134L135 187V183L137 182L138 183V181H137V179H139L140 178V176H139V178H137L136 180H135V176L137 175V174H139V173H141V171L140 172H138L137 173V171H136V173L135 172H133L134 171V166H133V168H132V164H133V161H134V159H135V157L137 156L135 153H141V152H143L144 151V149H148L147 148V144L149 143V141H150V138H151V136H153L154 138L153 139H155V137H160V136H164V138H166L165 136H166V133H168L167 134V136L169 135V132H171L173 129L175 130L176 128H174L175 126V124H177V123H175V124H173V122H172V120H174V119H172L171 118V123H169V118L170 117H167V116H169L168 114H165V111L171 106V105H173L172 103V100L173 101H175L172 97H170L169 96V92L172 90V88H171V90H170V88L168 89L169 90V92L167 93V91L165 90L167 87H168V85L166 86V88L164 89V91H166V93H164V96H165V94H166V96L168 97L169 96V99H171L172 98V100L171 101H169V99H167L168 100V102L167 101H165L166 100V98H164L163 100H161L162 102H165L164 104H167L168 103V108H167V105L165 106L166 107V110L165 111H163L164 110V107H161L162 106V104H161V106L160 105H158V104H160V103H158L159 101H158V98H157V105L156 104H154V105H156L155 107H156V110L157 111H155V112H158L159 110V108H162V109H160L161 110V112H163L164 113V115H163V117H164V122H165V124L166 123H169V125L170 124H172L171 125V128H170V126H169V128L171 129V130H169L168 131V126L167 127H165V124H164V122L162 121V118H161V114H159V113H161L160 111H159V113L156 115V113H155V115L156 116H152L154 113H151V116L154 118L155 117V119L153 120V118L150 116V118H149V113H150V111H149V113H148V108L146 107L145 109L147 110H145V109H143L144 107H143V105H142V109L143 110H145V112L148 114H146L145 116L143 115L144 114V112L143 113H141L140 115H139V113L137 112V114H134V110L132 109V107L133 108H136L137 107V104H136V102H137V100L136 101H133V102H135V103H133V102H131V104H132V107H131V109H132V112H131V109H130V112H128V111H126V110H123V107L121 108L120 106L121 105H119V100H122V99H119L118 101L119 102H117L116 103V99L115 98H117V97H119L120 95H122L123 93H120V91H118V90H116L117 89V87L114 89V90H116V93H115V91H111V92H113V93H115V94H120V95H118V96H116V97H112L111 95H109V93H106V92H102L101 93V91L99 90L100 88H101V90L103 89V81H104V79H102L103 81H102V84H101V82H100V85L102 86V87H100L99 89H97L98 87L96 86V85H98V84H94L93 82L95 81V80H97V79H91V75L87 72V70L86 69H83V68H81L82 66V64L81 63H84L85 64V62H81V59H77L78 60V62H75V61H73V59H70V58H75V57H78V56H80L81 55V53L79 52L78 53V51L79 50H81V49H83L82 51H84L85 52V54H84V52H83V55H81V56H83L82 58H88V55H89V57L90 56H92V52H96V51H99V49L100 48H102L103 46H107V48H109L108 46L110 45V46H112L113 44H115L112 40H110V38H109V40L107 39V37H104V38H102L103 37V35H101L100 33H99V31H97V36H95L96 34H94V31H93V36H91L92 35V33H91V30H89V25L90 24H88V23H85V24H82ZM81 25V26H82ZM106 25H104V27H107ZM120 25V24H119ZM123 25V24H122ZM121 25V26H122ZM130 25V24H129ZM150 25V24H149ZM152 25H151V27H152ZM207 25V26H206ZM216 25V24H215ZM46 26H47V28L49 27L47 24H46ZM52 26H50V27H52ZM110 26V27H109ZM117 26V25H116ZM127 26V25H126ZM125 26V27H126ZM148 26V25H147ZM166 26V25H165ZM177 26V25H176ZM209 26H211V25H209ZM39 28V32H41L42 30H41V28L43 29V27H41V26H38ZM52 27V28H53ZM123 27V26H122ZM156 27H155V29H156ZM204 27H206V28H204ZM57 28H59L58 26H56V29ZM61 28V27H60ZM59 28V29H60ZM62 28H64V26L62 27ZM108 28H107V31H108ZM165 28V27H164ZM172 28V27H171ZM1 29V28H0ZM51 29V28H50ZM55 29V28H54ZM123 29H125L126 30V28H123ZM122 29V30H123ZM168 29V28H167ZM173 29V28H172ZM206 29V30H205ZM44 30V29H43ZM48 30V29H47ZM61 31H63L62 29H60ZM49 31V30H48ZM79 31V30H78ZM103 31V33H104V31L106 32V28L105 29H102L101 30V32ZM165 31H167V32H171V33H174L172 30H165ZM38 32V33H39ZM51 32H52V30H51ZM60 32V31H59ZM96 32V31H95ZM116 32V31H115ZM125 32V31H124ZM124 32H122L123 34H125V36H127L126 35V32L124 33ZM136 32V33H135ZM198 32V31H197ZM46 33V32H45ZM99 33V34H98ZM107 33H109V32H107ZM106 33V34H107ZM111 33V32H110ZM120 33V32H119ZM169 33H167V34H169ZM171 33L169 34V35H171ZM203 33V32H202ZM205 33V32H204ZM206 33H207V35L206 34H204L203 36L201 35V33H200V35L203 37V38H201V39H204V37H206V36H208L209 35V33H208V30L206 31ZM42 34H43V39L45 38L44 36V33L42 32ZM106 34H104V35H106ZM59 34H57V36H58ZM110 35V34H109ZM113 35V34H112ZM116 35V34H115ZM119 35V34H118ZM173 35H177V34H172V36ZM196 35H198V34H196ZM55 36H56V34H55ZM60 36V35H59ZM99 36H102V37H99ZM119 36H121V35H119ZM133 36V35H132ZM199 36V35H198ZM210 36V35H209ZM46 37H48V35H46ZM164 37V38H163ZM180 37V38H179ZM190 37V36H189ZM188 37V38H189ZM53 38V39H52ZM106 38V39H105ZM171 39H172V37H170ZM174 38H176L175 36H174ZM173 38V39H174ZM186 38V37H185ZM208 38V37H207ZM206 38V39H207ZM210 38V39H209ZM208 38V40L210 41V43H209V46H210V44H211V37H209ZM135 39V38H134ZM179 39H180V42H182L181 44L183 45L184 43H183V41H182V39L183 38H181V35L180 36H178V40L176 41L175 39V41H172V43L174 44V42H175V45H177V46H175V45H172V43L171 42H169V45H172V46H174L173 47V49H175V52H180V55H184V54H188V55H185V58H184V56H183V58L181 57V56H179L181 59H183V60H187V57H190V59H192V60H194V61H192L191 62V64L192 63H195V67L193 68L194 69V71H193V69H192V67L193 66H191V64H190V59H188V61H186L185 63H187V65L184 67V68H182L184 65H185V63H183V61L181 62L180 61V58L179 59H177V57H178V53H177V56H176V54H175V56H174V61L176 60H179L180 61V63L183 65L181 68H177L176 66H179L177 63H175L176 64V66H173V62H171V61H169V62H171L170 64L169 63H167V64H169L170 66L172 65L173 66V68L171 69V70H174V68H176V70L173 72L174 74L172 75V78L171 79H173V78H175V83H174V85H175V87L174 88H177L176 89V92L178 91V90H180L181 92L183 91V93H181V95L183 94L184 96H186L187 95V97L189 98H186L183 102L181 101V104L183 103L184 104V102L185 103H188V102H186V100H190L191 101V99L190 98H192V96L190 97V95L189 94H191V92H189V90H187L188 91V93L185 95V91H186V88L187 89H189V88H191V86H192V88H191V91L193 90V86L195 85V83H198L197 82V78L195 79V77H197V75H199V73L201 74V76H202V74H204V77H205V73H206V77H208L209 76V74L211 75V72L210 71H212V70H210L209 69V65H210V59L209 58H211V57H209L208 56V54L209 53H205V52H207L206 50H208L209 48L208 47H206L207 49L205 50V54H207V56L209 57V58H207V59H209L208 61H209V64H208V69H206V71H205V67L206 66H203L202 64H207V60H204V61H206V62H204L202 59H201V56H200V58L198 59L197 57L199 56V54H197L196 56V59L197 60H195L194 59V54H196V52H197V49H195L196 47H198V48H200L199 47V45L198 46H196L197 44H196V40H194V44H193V40L191 41V38H190V41L192 42H190V46H191V48H192V46L194 45V47L195 48H193L196 52H194V50L193 49H191V53H192V55L191 54H189V52L188 53H183V54H181L182 52H185L184 50H183V48H182V50L180 49V48H177V50L178 49H180V50H178V51H176V47H178L179 45V43H177L176 44V42H178L179 41ZM42 40V39H41ZM61 42H60V41ZM72 40V39H71ZM166 40V41H165ZM208 40H205L204 39V41H206V42H208ZM257 40V39H256ZM261 40V39H260ZM131 41H129V42H131ZM186 41H187V39H186ZM203 41V40H202ZM258 41V40H257ZM74 42V43H73ZM128 42V41H127ZM128 42V43H129ZM189 42V41H188ZM187 42V43H188ZM200 42V41H199ZM256 42V41H255ZM59 43H60V45H59ZM65 43H66V45H65ZM70 43V44H69ZM71 43H73V44H71ZM132 43H129V44H131L132 45ZM133 43V44H134ZM184 44L183 46H184V48L185 49H187L188 47H190L188 44ZM198 43V42H197ZM258 43V42H257ZM263 43V42H262ZM127 44V43H126ZM181 44H180V46L179 47H181ZM193 44V45H192ZM258 44H260V43H258ZM264 44V43H263ZM78 45H79V47H78ZM135 45V44H134ZM134 45H132L133 47H134ZM137 45V44H136ZM186 45V46H185ZM206 45L208 46V44L206 43ZM61 46V47H60ZM73 46H77V48H79V50L77 49V53L79 54H77V55H75L74 53L76 52H74L73 50H74V48H73ZM127 46V45H126ZM125 46V47H126ZM137 46V47H138ZM182 46V47H183ZM203 46H204V44H203ZM251 46H253L252 48H254V46H255V44H252ZM250 46V47H251ZM132 47V48H133ZM140 47H142V46H140ZM187 47V48H186ZM257 47V48H256ZM255 47V50L254 51H252V49L251 50H249V51H252V52H254V53H256V52H259V51H257L258 50V48L260 47V46H256ZM262 47V46H261ZM66 48V49H65ZM71 48H73V49H71ZM136 48V47H135ZM170 48H171V46H170ZM169 48V49H170ZM202 48H204V47H202ZM212 48V47H211ZM223 48V47H222ZM111 49H113V48H111ZM125 49V48H124ZM131 49V48H130ZM134 49V48H133ZM132 49V50H133ZM162 49V48H161ZM160 49V50H161ZM190 49H188V50H190ZM218 49V48H217ZM250 49V48H249ZM61 51L63 54H64V56L66 57H68L70 60H72V61H70V62H68L67 63V65H66V62L64 61V62H62L61 60H62V58H61V60H57L60 56H58V58H57V56L56 55H58V53L55 55V53L56 52H59V51ZM76 50V49H75ZM104 50H106V49H103V51ZM110 50V49H109ZM120 50V49H119ZM136 50H139V48L138 49H136ZM135 50V51H136ZM164 50V49H163ZM188 50H186V52L188 51ZM200 50V52H197V53H201V48L199 49ZM198 50V51H199ZM211 50V49H210ZM129 51V50H128ZM127 51V52H128ZM140 51V50H139ZM143 51V50H142ZM170 51H171V49H170ZM203 51V50H202ZM107 52H108V50H107ZM121 52H124V51H122V49H121ZM133 52V51H132ZM144 52V51H143ZM156 52H157V54H156ZM161 52H162V50H161ZM167 52V51H166ZM168 52H169V50H168ZM172 52H174V50L172 51ZM172 52L170 53V55L172 54ZM248 52V51H247ZM263 52H264V47H263ZM262 52V53H263ZM62 53H60L59 55H61ZM97 53V52H96ZM118 53H120V51L118 52ZM126 53V52H125ZM124 53V54H125ZM163 53H165V52H162V54ZM203 53V52H202ZM201 53V54H202ZM252 54V55H254L253 56V58L252 57H250L251 58V61H247V62H250L251 64H254V60L253 59H255V57L257 56L256 54ZM261 53V52H260ZM91 54V55H90ZM93 54H95V53H93ZM123 54V55H124ZM138 54V56L140 55L139 53H137ZM141 54H143V53H141ZM145 54H146V51H145ZM174 54H172V55H174ZM246 54V53H245ZM248 54H249V52H248ZM247 54V55H248ZM171 55V56H172ZM210 55H212V54H210ZM251 55V56H252ZM259 55V54H258ZM38 56V55H37ZM50 56V55H49ZM48 56V57H49ZM120 56H121V54H120ZM143 56V55H142ZM148 56V55H147ZM146 55H145V57H147ZM160 56H161V54H160ZM160 56H155V57H159L160 58ZM163 56H166L165 54L163 55ZM187 56V57H186ZM203 56V55H202ZM206 56V55H205ZM262 57H263V54L261 55ZM260 56V57H261ZM127 57V56H126ZM141 57V56H140ZM145 57H144V60H145ZM149 57V58H150ZM154 57V58H155ZM168 56H166V58H167ZM170 57V56H169ZM192 57V58H191ZM244 57V60L245 59H247L246 58V55L245 56H243ZM81 58V57H80ZM84 58V59H85ZM124 58V57H123ZM158 58V59H159ZM250 58H249V60H250ZM60 59V58H59ZM64 59H66V58H64ZM138 59V58H137ZM157 59V60H158ZM163 59H164V62H162V64L164 65L165 64V60H166V62H167V59H169V58H167V59H165V57H163ZM170 59H172L173 60V57H170ZM169 59V60H170ZM205 59V58H204ZM262 59V58H261ZM263 59H264V57H263ZM68 60V59H67ZM127 60V59H126ZM141 60V59H140ZM155 60V59H154ZM157 60H155L156 61V64H157ZM243 60V61H244ZM257 60V59H256ZM1 61H3V60H1ZM48 61V62H49ZM85 61H88V60H85ZM90 61H92V60H90ZM121 61V60H120ZM127 61H129V60H127ZM142 61H143V59H142ZM149 61H151V59H149ZM162 61V60H161ZM175 61V62H176ZM178 61V62H179ZM200 61V62H199ZM242 61V62H243ZM263 61L264 60H262V64H264L263 63ZM41 62V61H40ZM48 62H46V63H48ZM133 62V61H132ZM145 62V61H144ZM197 62H198V64L200 65V67H199V65L197 64ZM203 62V63H202ZM246 62V63H247ZM253 62V63H252ZM1 63V62H0ZM39 63V62H38ZM45 63V62H44ZM125 63V62H124ZM161 63V62H160ZM241 63V62H240ZM246 63H242L243 65L241 66V68L242 67H247L249 64H246ZM36 64V63H35ZM71 66H70V65ZM76 64L79 66V64H81L80 65V67L78 68V67H76ZM92 64V63H91ZM91 64H90V66H91ZM122 64V62L120 63V65ZM127 64V63H126ZM125 64V65H126ZM131 64V63H130ZM135 64H136V62H135ZM140 64V63H139ZM138 64V65H139ZM142 64V63H141ZM155 64V65H156ZM174 64V65H175ZM223 64V63H222ZM255 64H260V62L257 60L256 61V63ZM254 64V65H255ZM0 65H2V64H0ZM37 65V64H36ZM125 65H122V66H125ZM133 65V64H132ZM137 65V64H136ZM147 65V62L145 63V68L146 67H148V66H146ZM154 65V67H153V69L154 68H156V69H158V66L156 67ZM157 65H159V64H157ZM192 65H194V64H192ZM217 65V64H216ZM245 65H247V66H245ZM3 66V65H2ZM42 66H43V64H42ZM41 66V67H42ZM86 66H87V64H86ZM129 67H130V65H128ZM153 65H151V67H152ZM170 66H168L169 68H168V71H166V73L168 72V73H170L169 72V69H170ZM171 66V67H172ZM224 66V65H223ZM263 66V65H262ZM260 67V68H263V67ZM85 67V66H84ZM89 66H87L86 68H88ZM118 67V66H117ZM129 67H126V71L128 70L127 68H129ZM133 67V66H132ZM137 67V66H136ZM165 68L167 67V66H164ZM249 67V66H248ZM251 67H252V65H251ZM258 68V66L256 65V66H254V68ZM44 68V67H43ZM115 68V67H114ZM165 68H162V69H165ZM196 68V69H195ZM198 68H200V69H202V71H200V69H198ZM207 68V67H206ZM211 68V67H210ZM253 68V69H254ZM260 68H258V69H260ZM33 69V68H32ZM48 69V68H47ZM93 69V68H92ZM91 68H90V72L91 71H96V70H92ZM99 69H101V68H99ZM119 69H120V67H119ZM136 69V68H135ZM143 69V68H142ZM148 69V68H147ZM149 69H151V68H149ZM214 69V68H213ZM243 69V68H242ZM248 69V68H247ZM252 69V68H251ZM264 69V68H263ZM113 70V69H112ZM121 70V69H120ZM129 70H130V68H129ZM137 70H138V67H137ZM141 70V69H140ZM145 70V69H144ZM155 70V69H154ZM167 70V69H166ZM191 70H192V72H194L195 74L197 73V71L199 72L197 75H194V73H192V75H194V80H196V82L194 81V80H191V81H194L195 83H193V84H191V82H190V79H192L193 78V76L191 75ZM203 70H204V72L205 73H202L203 72ZM209 70V71H208ZM255 70V69H254ZM48 71V70H47ZM131 71V70H130ZM135 71V70H134ZM142 71V70H141ZM141 71H139V73L141 72ZM162 71V70H161ZM161 71L159 72V74L161 75L162 73H161ZM179 71H182V72H179ZM258 71V70H257ZM259 71H261V70H259ZM41 72V71H40ZM42 72H43V69H42ZM92 72V73H93ZM97 72H98V69H97V71H96V74H97ZM101 72H104V71H102V69H101ZM112 72H114V71H112ZM116 72V71H115ZM117 72H119V70L117 71ZM122 72V71H121ZM136 72V71H135ZM144 72V71H143ZM147 72V71H146ZM151 72V71H150ZM150 72H147V73H149L150 74ZM214 72V71H213ZM262 72V71H261ZM34 73V72H33ZM99 73V72H98ZM133 73V70H132V72L130 73V74H132ZM138 73V72H137ZM152 73H153V70H152ZM152 73H151V75H152ZM155 73V72H154ZM157 73H158V71H157ZM180 73H182L181 74V76H180ZM208 73V74H207ZM254 73H257L256 71L254 72ZM107 74V73H106ZM112 74V73H111ZM124 74V73H123ZM128 74V73H127ZM129 74V75H130ZM134 74L135 73H133V76H134ZM141 74V73H140ZM139 74V75H140ZM143 74V73H142ZM156 74V73H155ZM264 74V73H263ZM46 75V74H45ZM105 75V74H104ZM150 75V77H152ZM186 75H190V78H189V80H185V78L186 77H188V76H186ZM36 76V75H35ZM98 76H99V74H98ZM113 76V75H112ZM138 76V75H137ZM141 76V75H140ZM147 76V75H146ZM146 76L144 77V78H146ZM162 76V75H161ZM167 75H165V77H166ZM174 76V77H173ZM200 76V75H199ZM199 76H198V78H199ZM200 76V78L199 79H201V83L203 82V83H208L210 80H209V78H208V80H207V78L205 79V78H203V76L201 77ZM264 76V75H263ZM39 77V76H38ZM94 77H96V76H94ZM105 77V76H104ZM131 77V76H130ZM142 77V76H141ZM140 77V80H137V83H140V84H142L143 85V83H141V81L143 80L142 78ZM163 77V76H162ZM167 77H169V75L167 76ZM166 77V78H167ZM171 77V76H170ZM192 77V78H191ZM211 77V76H210ZM111 78V77H110ZM122 77L120 76V79H121ZM134 77H132V79H133ZM149 78V77H148ZM155 77H154V74H153V78H152V80L154 79ZM157 78V77H156ZM164 78V77H163ZM162 78V79H163ZM212 78V77H211ZM44 79V78H43ZM100 79H101V77H100ZM106 79H108V78H106ZM117 79V78H116ZM158 79V78H157ZM161 79V80H162ZM170 78H168V80H169ZM41 80H42V78H41ZM94 80V81H93ZM99 80V79H98ZM110 80V79H109ZM109 80H106V81H109ZM145 80V79H144ZM161 80H160V82H161ZM164 80V79H163ZM167 80V82H169L170 83V80L168 81ZM207 80V81H206ZM124 81V80H123ZM132 81V80H131ZM134 81V80H133ZM140 81V82H139ZM147 81V80H146ZM150 81H151V78H150ZM155 81V83L154 84H156L157 82H156V79L154 80ZM158 81V80H157ZM171 81H173L174 82V79L173 80H171ZM212 81V80H211ZM46 82H48V80L46 81ZM97 82H99V81H97ZM118 82V81H117ZM121 82V81H120ZM145 82V81H144ZM151 82H153V81H151ZM164 82V81H163ZM165 82H166V79H165ZM173 82H172V84H173ZM190 83V84H188V83ZM34 83V82H33ZM43 83V82H42ZM109 82H107V84H108ZM110 83H112V82H110ZM115 83V82H114ZM123 83V82H122ZM126 83H127V81H126ZM134 83V82H133ZM132 83V85H134ZM147 83V82H146ZM200 83V82H199ZM199 83L197 84L198 85V87H199ZM202 83V84H203ZM217 83V82H216ZM36 84V83H35ZM46 85H47V83H45ZM151 84V83H150ZM158 84V83H157ZM156 84V85H157ZM172 84H170V86H172ZM219 84V83H218ZM32 85V84H31ZM45 85V86H46ZM104 85H106L105 83H104ZM109 85V84H108ZM119 85V84H118ZM122 85V84H121ZM120 85V86H121ZM125 85V84H124ZM130 86H131V84H129ZM129 85L127 84V86L129 87ZM145 85V84H144ZM156 85H154L155 87H157ZM164 85H166V83L164 84ZM205 84H203V85H200L201 87L202 86H204ZM207 85H210L209 83L207 84ZM213 86H216V88L219 86H217V84L216 85H214V84H212ZM34 86V85H33ZM39 86H40V84H39ZM107 86V85H106ZM159 86H160V84H159ZM256 86V85H255ZM36 87V86H35ZM112 87V86H111ZM114 87V86H113ZM127 87V88H128ZM133 87V86H132ZM140 87H141V85H140ZM146 87H148V86H146ZM149 87H150V85H149ZM155 87H154V89H155ZM196 87V86H195ZM197 87V88H198ZM207 86L205 85V87L204 88H206ZM252 87V86H251ZM36 88H38V87H36ZM110 88V87H109ZM125 88V87H124ZM123 88V89H124ZM158 89L156 90L155 89V91H160L159 90V87H157ZM208 88V87H207ZM206 88V90H209V91H207V94H205L206 93V90H205V92L202 94L201 93V96H206L207 98V100L206 99H204V96H203V101L204 100H206V106H208V109H209V112H210V109L212 108L210 105H211V103H210V100H208V96H209V92L211 93V95H212V90H210V88L209 89H207ZM214 87H211V89H213ZM216 88H214L215 89V91H216ZM221 88H223V87H221ZM259 88H260V86H259ZM50 89V88H49ZM56 89L58 90V91H56ZM107 89V88H106ZM129 89L131 90V88L129 87ZM141 89H142V87H141ZM141 89H138L139 91V93L141 92V94L143 93V91H140ZM148 89V88H147ZM152 89V88H151ZM154 89H152V90H154ZM195 90V92H194V94L195 93H200L201 91H204V90H202L201 88L199 89L198 88V90H196V88H194ZM213 89V90H214ZM220 89V88H219ZM219 89H217V91H219ZM253 89V88H252ZM257 89V88H256ZM43 90V89H42ZM41 90V91H42ZM47 90V89H46ZM64 90V91H63ZM105 90V89H104ZM103 90V91H104ZM121 90H122V88H121ZM127 90V89H126ZM149 90V89H148ZM244 90H247L246 89V87H245V89ZM250 90L251 89H249V92H250ZM118 91V92H117ZM137 91V90H136ZM146 91V90H145ZM155 91H153L154 93H153V95L152 96H154L155 95ZM200 91V92H199ZM214 91V92H215ZM221 91H222V89H221ZM263 91V90H262ZM10 92V91H9ZM15 92V91H14ZM17 92V91H16ZM68 92V93H67ZM122 92V91H121ZM133 92H134V89H133ZM149 92H150V94H151V92L152 91H150L149 90ZM157 92V93H158ZM161 92V91H160ZM163 92V91H162ZM179 92V91H178ZM243 92V91H242ZM248 92V93H249ZM49 93V92H48ZM146 93H147V91H146ZM171 93H173V90H172V92ZM251 93V92H250ZM249 93V94H250ZM254 93H256V91L255 92H253V94ZM12 94V93H11ZM16 94V93H15ZM38 94H39V92H38ZM57 94H59V93H57ZM57 94H56V96H57ZM89 95L90 97H92V98H90L89 100H84V98H85V95ZM111 94V93H110ZM140 94V95H141ZM143 94H145V93H143ZM174 94V93H173ZM172 94V95H173ZM177 94H179L180 95V92L179 93H177ZM225 94V93H224ZM14 95V94H13ZM52 95H54V93H52ZM71 95V96H70ZM126 95V94H125ZM124 95V97H126ZM135 95V94H134ZM140 95H139V97H140ZM148 95H149V93H148ZM179 96V97H184V96ZM189 95V96H188ZM193 95V94H192ZM197 95H199V94H197ZM210 95V96H211ZM215 95V94H214ZM219 95H220V93H219ZM50 96H51V94H50ZM56 96H53V97H55V99H57L56 98ZM62 96V95H61ZM149 96H151V95H149ZM160 96V95H159ZM163 96V95H162ZM162 96H160V97H162ZM178 96V95H177ZM194 97H196L195 95H193ZM200 96V97H201ZM222 96V95H221ZM221 96H220V98H221ZM258 96V95H257ZM257 96H255V98L256 99H258L257 98ZM261 96V95H260ZM262 96H264V95H262ZM41 97V96H40ZM47 97H48V95H47ZM63 97V96H62ZM67 97H68V99H67ZM69 97H70V99H69ZM122 97H123V95H122ZM121 96H120V98H122ZM124 97H123V99H124ZM131 97H132V94H131ZM133 97H136V95L135 96H133ZM138 97V98H139ZM146 98L148 97V96H145ZM155 97V96H154ZM212 97V96H211ZM213 97H215V96H213ZM216 97H217V95H216ZM244 97V96H243ZM253 96H252V94H251V98H252ZM43 98V97H42ZM50 98V97H49ZM51 98H52V96H51ZM127 98V97H126ZM137 98V97H136ZM175 98H176V96H175ZM198 98V97H197ZM210 98V97H209ZM220 98H219V100H220ZM254 98V97H253ZM252 98V99H253ZM254 98V99H255ZM262 97H260L259 99L260 100H262L261 99ZM264 98V97H263ZM54 98H52V100L50 99V101H48V99L46 98L45 100H47L48 102L47 103H49L50 102V107H52L53 108V106L55 105L54 103H57L58 102V100H57V102H52L53 100H55ZM59 99V98H58ZM87 99V98H86ZM131 99V98H130ZM148 99V98H147ZM147 99H145V100H147ZM150 99V98H149ZM152 99V98H151ZM160 99H162V98H160ZM255 99V100H256ZM62 100V101H63ZM116 100V101H115ZM129 100V99H128ZM133 100H135V98L133 99ZM142 100V99H141ZM153 100V99H152ZM181 100H183V99H181ZM218 100V99H217ZM245 100V99H244ZM56 101V100H55ZM63 101V102H64ZM127 101V100H126ZM150 101V100H149ZM192 101H194L193 99H192ZM200 101V100H199ZM201 101H202V99H201ZM200 102L201 104L202 103H204V102ZM207 101H209L208 103H207ZM213 101H216V99H213ZM264 101V99L262 100V102ZM2 102V101H1ZM0 102V103H1ZM45 102V101H44ZM122 102V101H121ZM120 102V104H122V103H124V102H122L121 103ZM129 102H130V100H129ZM138 104H140V100H138ZM147 102H148V100H147ZM146 102V103H147ZM154 103H156L155 101H153ZM167 102V103H166ZM169 102H172L171 104H169ZM178 102L180 103V101H179V99H178ZM196 102V103H195ZM195 104L194 105H196L197 104V102L198 101H196L195 100ZM212 102V101H211ZM217 102V101H216ZM254 102L255 101H253L252 103L254 104ZM52 103L54 104L53 106H52ZM142 104H144V102H141ZM146 103H145V105H146ZM150 103V102H149ZM174 103H176V102H174ZM190 103V102H189ZM217 103H219V102H217ZM5 104V103H4ZM60 104V103H59ZM62 104V103H61ZM125 104V103H124ZM181 104H180V108H181ZM193 104H188V105H190V106H193ZM200 104V105H201ZM210 104V105H209ZM213 104V103H212ZM216 103H214V105H215ZM256 104V103H255ZM1 105V104H0ZM56 105H58V104H56ZM56 105L54 106V109L55 108H57L56 107ZM127 106V108H129L130 107V105H128V104H126ZM177 104H175L174 106H176ZM188 105H184V107L185 106H187V111H188ZM213 105V107L214 108H216L218 105L216 104V107ZM251 105V104H250ZM262 107H261V106ZM62 106H63V104H62ZM124 106V105H123ZM134 106H136V107H134ZM149 106V105H148ZM151 106H152V103H151ZM158 106V107H157ZM160 106V107H159ZM179 106V105H178ZM190 106H189V108H190ZM197 106V105H196ZM202 106V105H201ZM257 107L258 106V108L259 109H257V108H255V110L258 112V115L259 114H262V112H264V110L260 113V107H261V109L263 108L264 109V102H263V104H257V105H254V106H252L251 105V107H253V111H254V107ZM260 106V107H259ZM49 107V108H50ZM68 107V106H67ZM182 107H183V105H182ZM184 107H183V109H182V111L183 110H185L184 109ZM47 108V107H46ZM51 108V109H52ZM138 109L137 110H139V108H141V105H139V107H137ZM158 108V109H157ZM176 108V107H175ZM175 108L174 107H172L171 109H174L175 110ZM180 108H179V110H180ZM186 108V107H185ZM193 108V107H192ZM198 108V107H197ZM200 108V107H199ZM205 108H207V107H205ZM59 109V108H58ZM58 109H57V111H52V112H54V114H56L55 112H57V114H59L58 113ZM191 109V108H190ZM202 109H204V108H202L201 107V109H200V112H201V110ZM217 109H218V107H217ZM50 110V109H49ZM128 110V109H127ZM154 110V109H153ZM196 109H194V111H195ZM205 110H207V109H205ZM252 110V109H251ZM260 110V111H259ZM62 111V110H61ZM152 111V110H151ZM170 111V110H169ZM178 111V110H177ZM182 111L180 110V113H182ZM256 111H254L253 113H255ZM1 112V111H0ZM139 112H142V111H139ZM152 112H154V111H152ZM172 111H170V113H171ZM184 112V111H183ZM189 112H192V111H189ZM198 113L199 114V111H195V113ZM214 112V111H213ZM136 113V112H135ZM169 113V112H168ZM174 112H172L171 114H173ZM205 114V116H206V113H205V111H203L202 112V114ZM208 113V112H207ZM174 114H178V112L177 113H174ZM191 114V113H190ZM194 114V113H193ZM192 114V115H193ZM202 114H200V115H202ZM203 114V115H204ZM51 115V114H50ZM64 115V117H65V114H63ZM62 115V116H63ZM186 115H187V113H186ZM189 115V114H188ZM191 115V116H192ZM196 115V114H195ZM200 115H197V116H199V118H200ZM212 115V114H211ZM255 115H256V113H255ZM264 115V114H263ZM262 115V116H263ZM49 116V115H48ZM70 116V115H69ZM172 116H174V115H171V117ZM179 116V115H178ZM185 116V115H184ZM190 116V117H191ZM214 116V115H213ZM71 117V116H70ZM183 117V116H182ZM195 117V116H194ZM210 118V113L208 114V116H207V118ZM212 117V116H211ZM216 117V116H215ZM261 116H259V118H260ZM72 118V117H71ZM152 118V119H151ZM161 118V119H160ZM185 118V117H184ZM204 118V116H202L201 117V119H203ZM206 118V117H205ZM204 118V119H205ZM223 118V117H222ZM255 118H256V116H255ZM263 117H261V119H262ZM61 119H62V117H61ZM66 119V118H65ZM166 119H167V121H166ZM177 119V118H176ZM180 119V118H179ZM189 119H193V117H191V118H189ZM197 119V118H196ZM200 119V120H201ZM215 119V118H214ZM49 120V119H48ZM185 120H186V118H185ZM184 119H182L181 121H185ZM195 120V119H194ZM194 120H193V123H195L194 122ZM223 120V119H222ZM63 121V120H62ZM71 121H73V122H71ZM176 120H174V122H175ZM188 117H187V125H188ZM202 121V120H201ZM207 121V120H206ZM218 121H220V120H218ZM256 121L257 122H259L257 119H256ZM264 121V120H263ZM186 122V121H185ZM185 122H182V123H179L180 125L178 126L179 128L182 126V125H186V124H184ZM262 121H260V123L259 124H263V123H261ZM71 123V124H70ZM192 123V126L193 127H191V125H188L187 126V128H192L191 129V131L192 130H196V129H193V128H196V126L194 125ZM209 123H212V122H209ZM213 123H215V121L213 122ZM212 123V124H213ZM182 124V125H181ZM196 125H197V123H195ZM199 124V123H198ZM222 124H225V123H223L222 122ZM258 124V123H257ZM205 125V124H204ZM203 125V126H204ZM211 124H208L207 126H204V128H206L205 130H207L208 131V129H210L211 128V126H210ZM220 125V124H219ZM195 126V127H194ZM212 126H214V125H212ZM217 127H219L218 125H216ZM216 126H215V128H216ZM183 127V126H182ZM198 127V126H197ZM221 127V126H220ZM225 126L223 125V130H222V132L225 130V128H224ZM60 128V127H59ZM168 128V129H167ZM185 129H187L186 128V126L184 127ZM199 128V127H198ZM197 128V129H198ZM215 128H213V129H215ZM180 129H182V128H180ZM220 129H222V128H220ZM211 130V129H210ZM261 130V129H260ZM56 132H57V130H55ZM168 131V132H167ZM182 131V130H181ZM185 131H187V130H185ZM184 131V132H185ZM215 131H216V129H215ZM214 131V132H215ZM217 131H220L221 132V130H219V128L217 129ZM58 132H60V131H58ZM175 132V131H174ZM177 132V131H176ZM206 132V131H205ZM205 132H201L200 133V135L203 133H205ZM211 132H213V131H211ZM213 132V136H214V134H216V133H214ZM61 133H62V130H61ZM64 133V132H63ZM181 133H183V132H181ZM189 133V132H188ZM59 134V133H58ZM171 135H169L170 136V139H171V141H172V139H173V137H174V135H173V133L171 132L170 133ZM177 134V133H176ZM185 134V133H184ZM218 134H219V132H218ZM224 134H225V132H224ZM64 135V134H63ZM173 135V136H172ZM180 135H182V134H180ZM210 135V134H209ZM60 136V135H59ZM177 136V135H176ZM188 136H189V134H188ZM191 136V135H190ZM193 136H194V133H193ZM192 136V137H193ZM202 136V135H201ZM212 136V135H211ZM216 136H218L217 134H216ZM215 136V137H216ZM221 136V133L219 134V136H218V138ZM183 138L185 137V136H182ZM187 137V136H186ZM199 137V136H198ZM204 136H202V138H203ZM222 137V136H221ZM219 138V139H221V140H224V139H222V138ZM224 137V136H223ZM62 138H63V136H62ZM69 138V139H70ZM163 138V139H164ZM178 138H180V137H177V139ZM197 138V137H196ZM206 138V137H205ZM68 139V140H69ZM76 139V140H75ZM161 139V138H160ZM169 138H167V140H168ZM181 139V138H180ZM186 139V138H185ZM200 139V138H199ZM204 139V138H203ZM159 140V139H158ZM174 140V139H173ZM182 140H184V139H182ZM193 140V139H192ZM196 139H194V141H195ZM206 140V139H205ZM209 140H212L211 138L209 139ZM209 140H207V142L209 141ZM214 140V139H213ZM216 140H217V138H216ZM72 141H70V142H72ZM153 140H151V142H152ZM167 142V143H172V142ZM187 141L189 142L190 141V139L187 137ZM194 141H190L191 143L193 142L194 143ZM200 141V140H199ZM69 142V141H68ZM68 142H67V144H68ZM69 142V143H70ZM158 142V141H157ZM159 142H160V140H159ZM161 142H163V140L161 141ZM175 143L177 142V140H175L174 141ZM179 142H180V140H179ZM185 142V141H184ZM189 142V143H190ZM207 142H205V143H207ZM213 141H211V147H212V144L214 143H212ZM219 142V141H218ZM165 143V142H164ZM163 143V144H164ZM186 143V142H185ZM196 143H198V142H196ZM201 143H204V142H202V141H200V145H201ZM209 143L210 142H208L207 144L209 145ZM9 144V143H8ZM72 144V143H71ZM151 144V143H150ZM154 144H156V143H154L153 142V145ZM177 144V143H176ZM187 144V143H186ZM185 144V145H186ZM161 145V146H160ZM160 145H156V146H158V148L160 147V150H161V147H162V144H160ZM166 146L168 145V144H165ZM172 145V144H171ZM184 145V144H183ZM184 145V146H185ZM191 145V144H190ZM196 145H198V144H196ZM196 145H195V147H196ZM207 145V146H208ZM217 145H219V147H221L222 146V144H219V143H217ZM75 146V145H74ZM152 145H150V151H153V154H155V155H157V153H154V147L155 146H153V148L151 147ZM173 146H177L179 149H177V150H181L180 149V144L178 145H172V147ZM184 146H183V148H184ZM203 146H205V144L203 145ZM225 146V145H224ZM188 147V149H189V147H192V145L191 146H187ZM187 147H186V150L188 151V149H187ZM198 147V146H197ZM218 147V146H217ZM223 147V146H222ZM221 147V148H222ZM157 147H155V149H156ZM163 150H164V148H165V146L163 145ZM176 148V147H175ZM153 149V150H152ZM172 149V148H171ZM199 149V148H198ZM201 149V148H200ZM199 149V150H200ZM207 149V152H208V148H205V150ZM220 149V148H219ZM78 150V149H77ZM76 150V151H77ZM145 150V151H146ZM149 150V149H148ZM158 149H156V152H158L157 151ZM166 150V149H165ZM195 149H193V152H194V154H195V151H194ZM209 150H211V149H209ZM222 150H224L223 148H222ZM221 150V151H222ZM79 151V150H78ZM149 151V152H150ZM169 151V150H168ZM183 151V150H182ZM189 151H190V149H189ZM188 151V152H189ZM165 153H166V151H164ZM164 152H162L163 154H164ZM171 152H174V150L173 151H171ZM175 152H176V150H175ZM186 152V151H185ZM203 152V151H202ZM201 152V153H202ZM211 152V151H210ZM209 152V153H210ZM223 152V151H222ZM225 152V151H224ZM50 153V152H49ZM82 153V154H83ZM147 153V155L149 154L148 153V151L146 152ZM158 153H160V151L158 152ZM167 153H169V152H167ZM181 153H183V152H181ZM180 152L179 153H177V155L179 154H181ZM81 154V152H80V155H82ZM133 154H134V156H133ZM142 154V153H141ZM172 154V153H171ZM176 154V153H175ZM198 154V153H197ZM205 154H207L206 152H205ZM223 154H225V153H223ZM80 155H79V157H80ZM138 155H140V154H138ZM146 155V154H145ZM145 155H144V157H142V158H144V160H146L145 159ZM173 155V154H172ZM178 155V156H179ZM186 155V154H185ZM185 155H183V156H185ZM190 155V154H189ZM188 154H187V156H189ZM202 155H204V154H202ZM160 156V155H159ZM162 156V155H161ZM167 156V155H166ZM191 156V155H190ZM197 156V155H196ZM82 157V159L81 160H83V156H81ZM84 157H85V155H84ZM132 157H134V159H132ZM141 157V156H140ZM147 157H149V156H147ZM167 157H169V156H167ZM172 157V156H171ZM181 157V156H180ZM216 157V156H215ZM264 157V156H263ZM150 158H151V156H150ZM156 158H158V156L156 157ZM160 159H162L163 157H159ZM164 158H166V157H164ZM163 158V159H164ZM177 158V157H176ZM190 158V157H189ZM188 158V159H189ZM208 158V157H207ZM131 159L133 160L132 161V164L130 165V163H131ZM162 159V160H163ZM171 159V158H170ZM175 159V158H174ZM173 159V160H174ZM181 159H184V161H185V158H181ZM148 160V159H147ZM151 160V159H150ZM159 160V159H158ZM157 160V161H158ZM165 160V159H164ZM163 160V161H164ZM177 160V159H176ZM176 160H175V162H176ZM189 160H191L192 161V159H189ZM194 160V159H193ZM203 160V159H202ZM201 160V161H202ZM138 161V160H137ZM136 160H135V162H137ZM140 161V160H139ZM149 161V160H148ZM147 161V162H148ZM152 161V160H151ZM153 161H154V159H153ZM163 161H161V165H162V162ZM134 162V164H138V163H135ZM159 162V161H158ZM165 162V161H164ZM163 162V163H164ZM168 161L166 160V163H167ZM171 162V161H170ZM169 162V163H170ZM174 162V163H175ZM179 162V161H178ZM182 162V161H181ZM202 162H204V161H202ZM209 162V161H208ZM207 162V163H208ZM259 162V161H258ZM262 162H264L263 161V159H262ZM146 164V165H148V167L147 168H149V169H151V168H153V167H151L150 165H151V162H149V164H147L146 162H142L141 161V164ZM153 163V162H152ZM174 163H172V165H174ZM183 163V162H182ZM186 163V165H188L187 163L188 162H185ZM185 163H183V165L185 164ZM191 163V162H190ZM200 163V162H199ZM205 163V162H204ZM206 163V164H207ZM209 163H211V162H209ZM256 163V162H255ZM145 164H144V166H145ZM154 164H155V162H154ZM171 164V163H170ZM178 164V163H177ZM177 164H175L176 165V168H178L177 167ZM202 164V163H201ZM75 165V164H74ZM166 165V164H165ZM165 165H163V166H161V167H163V168H165L166 169V167H167V169L166 170H168L170 167H169V165L168 166H165ZM174 165V166H175ZM182 165V166H183ZM186 165H184V166H186ZM204 165V164H203ZM252 165V164H251ZM260 165V164H259ZM131 166V167H130ZM141 166H143V165H141ZM143 166V167H144ZM153 166V165H152ZM165 166V167H164ZM173 166V167H174ZM183 166V167H184ZM195 166V165H194ZM210 166V165H209ZM140 167V166H139ZM139 167H137L136 169H138ZM142 167V168H143ZM146 167V166H145ZM154 167H155V165H154ZM156 167H158V165L156 164ZM160 166H159V168H161ZM169 167V168H168ZM181 167V166H180ZM183 167H182V169H183ZM205 167V166H204ZM211 167V166H210ZM259 167V166H258ZM258 167L256 168V170L255 171H252V172H245V174H243V176L242 175H240L241 177H239V178H241V181H239L240 182V186H238L239 187V189H240V196H241V198H240V200L241 201H239L240 202V205H239V203L238 204H236L237 206H234L233 204L231 205L230 203H229V205L228 204H225L224 206H225V209H224V212H225V217H223V218H225L224 220H222V222L224 221V224H225V227H224V225H222V227L225 229V231H222V230H224V229H222V230H220V231H222V232H225L224 233V235H223V237L224 238H222V240L224 239V243L222 242V240L221 241H218V239H219V237H215V235H216V233H215V230H214V228H216V226H213V227H211L210 226V229L211 228H213V230H214V236L212 235L211 236V234H208V232L206 231V230H208V227L209 226H206V228L204 227V223L202 224V222L201 223H199V221H197L198 223H196V221H195V223H194V221H193V223L195 224V226L193 225V223L192 222H188V223H185L184 225H186V226H184V225H182V226H184V227H187L188 228V225H190L189 227H190V230H192V231H194V230H196V232L194 231V232H192L191 233V231L190 232H187V231H189V229H187L186 230V233H188V234H184V233H181V231L183 230V228H180L179 230L178 229H175V226H173V225H175V224H178V223H181V220H178L177 222H176V220L178 219L177 217V219L175 220V218L173 219V221H170V224H169V226L167 227V225L168 224H163V226H161V224H162V222H161V219H164V218H159V216H161V214L159 215V216H156L155 214L156 213H154L153 211H150V209H147L146 207H145V204L146 205H148V207H149V204L152 202H150V203H144V201H140L141 203H144V204H142V205H140V206H138L139 204H140V202L138 203V205H136L135 207H136V211H135V214H134V216H136V223H138V224H135L134 223V221H135V219H134V221L132 222V223H130V224H132L133 225V223H134V225L136 226L135 228H138L141 232L142 231H144L143 233H145V234H141L142 236H144V235H146L147 236V238H145L151 245H153L154 244V247L152 248V250L154 251V252H157L158 253V251H159V249H160V251H161V249H162V251L161 252H163V251H165L166 252V254H165V256L167 255L168 257L167 258H169L170 259V262H171V264H264V165H263V167H259V169H258ZM133 170H132V169ZM141 168V167H140ZM159 168H158V172H159ZM172 168V167H171ZM175 168V167H174ZM176 168H175V172L177 171L176 170ZM190 168V167H189ZM201 169H202V165H201V167H200ZM199 167H198V169H200ZM209 168V167H208ZM261 168V169H260ZM135 169V170H136ZM148 169V170H149ZM155 169V168H154ZM179 169V168H178ZM181 169V168H180ZM211 169V168H210ZM246 169V168H245ZM253 169V168H252ZM254 169H255V167H254ZM258 169V170H257ZM72 170V169H71ZM146 170V169H145ZM153 170V169H152ZM163 170L164 169H162L161 171L163 172ZM194 171L196 170V168L195 169H193ZM204 170V169H203ZM206 170V169H205ZM204 170V171H205ZM247 170V169H246ZM246 170H244V171H246ZM165 171V170H164ZM171 171H173L172 169H171ZM170 171V172H171ZM184 171H185V168H184ZM193 171V172H194ZM203 171V172H204ZM207 171V170H206ZM212 171V170H211ZM219 171H220V169H219ZM222 171H224V170H222ZM243 171V170H242ZM243 171V172H244ZM75 172V171H74ZM80 172V173H79ZM153 172H156V171H153ZM178 172V171H177ZM176 172V173H177ZM181 172V171H180ZM179 172V173H180ZM192 172V173H193ZM201 172V171H200ZM150 173V172H149ZM161 173V172H160ZM164 173V172H163ZM174 173V172H173ZM175 173V174H176ZM182 173V172H181ZM186 173V172H185ZM184 173V174H185ZM190 173V172H189ZM205 173H207V172H205ZM209 173H211V172H209ZM74 174V173H73ZM154 174V173H153ZM178 174V173H177ZM197 174H199V172H197ZM212 174V173H211ZM222 173H220V175H221ZM241 174H242V172H241ZM135 175V176H134ZM149 175H151V174H149ZM157 175V174H156ZM158 175H159V173H158ZM165 175V174H164ZM168 175H170V174H168ZM192 175V174H191ZM190 175V176H191ZM193 175H195V174H193ZM203 175V177H204V173L202 174ZM201 175V176H202ZM210 175V174H209ZM73 176V175H72ZM138 176V175H137ZM174 176H176V175H173L172 177H173V179H175L174 178ZM183 176H185L186 177V175H183ZM188 176H189V174H188ZM189 176V177H190ZM197 176V175H196ZM206 176V175H205ZM214 176V175H213ZM213 176H212V178H213ZM222 176H223V174H222ZM143 177V176H142ZM153 177V176H152ZM165 177H167V176H165ZM179 177V176H178ZM177 177V178H178ZM198 177V176H197ZM210 177V176H209ZM162 178H164V176H162L161 178L159 177V179H153V180H160V179H162ZM168 178H169V176H168ZM168 178H167V180H168ZM194 178H195V176H194ZM205 178V177H204ZM222 178H225V177H222ZM150 179V178H149ZM172 179V178H171ZM181 179H182V175H181ZM180 179V180H181ZM201 179V178H200ZM211 179V178H210ZM141 180V179H140ZM179 180V179H178ZM184 180V179H183ZM182 180V181H183ZM191 180H192V178H191ZM190 178H189V183H190ZM195 180V179H194ZM216 180H217V178H216ZM216 180H215V182H216ZM240 180V179H239ZM136 181V182H135ZM157 181V182H158ZM169 181V180H168ZM177 181V180H176ZM175 181V183H178V181L176 182ZM156 182V183H157ZM163 182H166L165 180L164 181H161V182H158V183H163ZM174 182V181H173ZM181 181H179V183H180ZM185 182V181H184ZM188 182V181H187ZM197 182H198V179H197ZM196 182V183H197ZM200 182V181H199ZM204 182V181H203ZM137 183H136V185H137ZM154 183V182H153ZM182 183V182H181ZM193 183V182H192ZM207 183H209V182H207ZM217 183V182H216ZM218 183H220V182H218ZM217 183V184H218ZM139 184V183H138ZM151 184V183H150ZM150 184H149V189H151L150 187ZM168 184H170V182H168ZM167 184V185H168ZM186 184V183H185ZM203 184H206V183H203ZM214 185L213 184V182H212V180H211V183H210V185ZM88 185V184H87ZM100 185V184H99ZM152 185V184H151ZM155 185V184H154ZM157 186H158V184H156ZM160 185H163V184H160ZM178 185H180V184H178ZM187 185H189V184H187ZM194 185V184H193ZM196 185V184H195ZM197 185H199V184H197ZM202 185V184H201ZM219 185V184H218ZM148 186V185H147ZM164 186H166V185H164ZM169 186V185H168ZM167 186V187H168ZM173 186V185H172ZM171 186V187H172ZM186 186V185H185ZM184 186V187H185ZM190 186V185H189ZM203 186V185H202ZM206 186H207V184H206ZM137 187V186H136ZM191 187V186H190ZM194 187V186H193ZM199 187H200V185H199ZM175 188V187H174ZM173 187H172V190L174 189ZM181 188V187H180ZM182 188H183V186H182ZM188 189H189V187H187ZM186 188V189H187ZM192 188V187H191ZM196 188V187H195ZM206 188V187H205ZM204 188V189H205ZM213 188V187H212ZM96 189H99V188H96ZM119 189V190H118ZM157 189V188H156ZM161 189H163V188H161ZM164 189H165V187H164ZM178 189H179V186H178ZM186 189L185 188H183V192L184 191H186ZM203 189V188H202ZM201 189V190H202ZM207 189V188H206ZM219 189H220V187H219ZM107 190V191H108ZM135 190V189H134ZM147 190H148V187H147ZM154 190H155V188H154ZM175 190L176 189H174L173 190V192L171 191V189H169V192L168 193H170V195L171 196H173L174 198L175 197H177V195H175ZM180 191H181V189H179ZM179 190L177 191V193L179 192ZM191 190V189H190ZM194 190V189H193ZM210 190H211V188H210ZM215 190H217V189H215L214 188V191ZM111 191V192H112ZM121 191H123V190H121ZM137 191V190H136ZM149 191V190H148ZM153 191V190H152ZM152 191H150V192H152ZM158 191H159V188H158ZM168 191V190H167ZM175 195H172V193ZM199 191V190H198ZM206 190H204V192H205ZM212 191V190H211ZM213 191V192H214ZM124 192H122V193H124ZM166 192V191H165ZM182 192V191H181ZM192 192V191H191ZM195 192V191H194ZM207 192V191H206ZM209 192V191H208ZM135 193V192H134ZM162 193V192H161ZM176 193V194H177ZM193 193V192H192ZM196 193V192H195ZM199 193V192H198ZM201 193H202V191H201ZM220 193V192H219ZM111 194V193H110ZM117 194H119V192H117L116 193V195ZM120 194H121V192H120ZM119 194V195H120ZM126 194V193H125ZM137 194V193H136ZM135 194V195H136ZM150 194V193H149ZM184 194V193H183ZM204 194V193H203ZM203 194H202V196H203ZM217 194H218V192H217ZM221 194V193H220ZM219 194V195H220ZM106 195V194H105ZM112 195V194H111ZM115 195V196H116ZM138 195V194H137ZM152 195V194H151ZM167 195V194H166ZM185 195V194H184ZM205 195V194H204ZM209 195V194H208ZM211 195V194H210ZM122 196V197H121ZM120 197L121 198H123V196H126V195H121ZM139 196V195H138ZM142 196V195H141ZM155 196V195H154ZM163 196V195H162ZM169 196V195H168ZM171 196L169 197V199L171 198ZM186 196H187V198L189 197L188 196V194H186ZM193 196H195V195H193ZM214 196H215V194H214ZM217 196V195H216ZM220 196H222V195H220ZM113 197H114V195H113ZM120 197L119 196H117V198L116 199H120ZM130 197V196H129ZM135 197V196H134ZM133 197V198H134ZM137 197V196H136ZM140 197V196H139ZM166 198H167V196H165ZM178 197H180V194H179V196ZM182 197V196H181ZM192 197V196H191ZM196 197H198V196H196ZM206 197V196H205ZM204 197V198H205ZM213 197V196H212ZM212 197H210V199L212 198ZM224 197V196H223ZM147 198V197H146ZM185 198V197H184ZM209 198V197H208ZM221 199H222V197H220ZM225 198V197H224ZM223 198V200L225 201V199ZM113 199H115V198H113ZM112 199V200H113ZM115 199V200H116ZM136 199H138V197L136 198ZM145 199V198H144ZM143 199V200H144ZM151 199V198H150ZM177 199H179V201L181 200V198H177ZM183 199V198H182ZM202 199V198H201ZM207 199V198H206ZM216 199V198H215ZM84 200V199H83ZM153 201L155 200V199H152ZM160 200V199H159ZM164 200H165V198H164ZM176 200V199H175ZM120 201H122V200H120ZM134 201V200H133ZM137 201V200H136ZM136 201H134V202H136ZM149 201V200H148ZM183 201V200H182ZM194 201V205H195V200H193ZM200 201H204L205 202V200H200ZM207 201V200H206ZM223 201V202H224ZM84 202V201H83ZM110 202V201H109ZM133 202V203H134ZM198 202H199V199H198ZM222 202V201H221ZM155 203V202H154ZM166 203V202H165ZM188 203V202H187ZM191 203H192V201H191ZM216 203V202H215ZM215 203L213 202V205L215 206ZM218 203V202H217ZM156 204V203H155ZM185 204V203H184ZM193 204V203H192ZM191 204V205H192ZM205 204V203H204ZM135 205V204H134ZM152 205V204H151ZM151 205H150V207H151ZM158 205V204H157ZM212 205V204H211ZM239 205V206H238ZM72 206V205H71ZM76 206V205H75ZM154 206H156V205H154ZM153 205H152V209L154 208V210H155V208L156 207H154ZM179 206V205H178ZM193 206V205H192ZM84 207V206H83ZM118 207V206H117ZM149 207V208H150ZM159 207V206H158ZM161 207V206H160ZM201 207H202V204H201ZM221 207V206H220ZM168 208V207H167ZM206 209H207V207H205ZM205 208L203 207L202 209H204L205 210ZM215 208H219V207H215ZM85 209V208H84ZM83 209V210H84ZM94 209V208H93ZM103 209V208H102ZM151 209V210H152ZM158 209V208H157ZM157 209H156V211H157ZM161 209V208H160ZM180 209V208H179ZM201 209V208H200ZM199 208H198V210H200ZM67 210V209H66ZM86 210V209H85ZM203 210V211H204ZM208 210V209H207ZM57 211V210H56ZM133 211V210H132ZM159 211V210H158ZM160 211H162V210H160ZM173 211V210H172ZM178 211V210H177ZM211 211V210H210ZM217 211V210H216ZM44 212V211H43ZM80 212H82V211H80ZM88 212V211H87ZM162 212H164V211H162ZM170 212V211H169ZM183 212V211H182ZM181 212V213H182ZM202 212V211H201ZM220 212V211H219ZM63 213V212H62ZM77 213V212H76ZM95 213V212H94ZM133 213L134 212H132V216H133ZM159 213V212H158ZM161 213V212H160ZM173 213H174V211H173ZM178 213V212H177ZM181 213H179V214H181ZM184 213V212H183ZM221 213V212H220ZM220 213H218V214H220ZM64 214V213H63ZM70 214H72V213H70ZM74 215H77V214H75V213H73ZM96 214V213H95ZM94 214V215H95ZM100 214V213H99ZM198 214H199V212H198ZM215 214H217V213H215ZM38 215V214H37ZM163 215V214H162ZM177 215V214H176ZM199 215H202L201 213L199 214ZM205 215V214H204ZM73 216V215H72ZM80 216H82V215H80ZM83 216H84V214H83ZM90 216V215H89ZM98 216V215H97ZM133 216V217H134ZM178 216H180V215H178ZM78 217V216H77ZM155 217H157V218H159V219H156ZM162 217V216H161ZM164 217V216H163ZM174 217H175V213H174ZM181 217V216H180ZM206 217V216H205ZM219 217V216H218ZM88 218V217H87ZM182 218H186V217H182ZM181 218V219H182ZM189 218V217H188ZM208 218V217H207ZM84 219V218H83ZM93 219V218H92ZM167 219V218H166ZM193 219V218H192ZM204 219V218H203ZM91 220V219H90ZM95 220V219H94ZM98 220V219H97ZM96 220V221H97ZM105 220V219H104ZM159 220V221H158ZM165 220V219H164ZM186 220V219H185ZM189 220V219H188ZM193 220H195V219H193ZM197 220V219H196ZM218 220H220V219H218ZM57 221V220H56ZM55 220H54V222H56ZM80 221H84V222H86V220H80ZM93 221V220H92ZM130 221H131V219H130ZM167 221H168V219H167ZM180 221V222H179ZM187 221V220H186ZM207 221H208V219H207ZM206 221V222H207ZM210 221H213V220H210ZM20 222V221H19ZM66 222V221H65ZM88 222V221H87ZM171 222H173V223H171ZM204 222H205V220H204ZM38 223V222H37ZM61 223V222H60ZM73 223V222H72ZM90 223V222H89ZM99 223V222H98ZM164 223V222H163ZM166 223V222H165ZM167 223H169V222H167ZM219 223V222H218ZM30 224V223H29ZM62 224V223H61ZM66 224V223H65ZM93 224V223H92ZM181 224H183V222L181 223ZM196 224H198V228L199 227H204L203 229H201L200 228V230H197L198 228H196L195 229V227L197 226ZM199 224H201L200 226H199ZM207 224V223H206ZM211 224H213L212 222H211ZM54 225H56V223H54L53 224V226ZM59 225V224H58ZM63 225V224H62ZM71 225V224H70ZM89 225V224H88ZM90 225H91V223H90ZM89 225V226H90ZM172 227H171V226ZM192 225H193V227H192ZM207 225H210V224H207ZM220 225H221V223H220ZM65 226V225H64ZM63 226V228H65ZM67 226V225H66ZM69 226V225H68ZM75 226V225H74ZM86 226H87V224H86ZM219 226V225H218ZM51 227V226H50ZM99 227V226H98ZM165 227H167V229H168V235H166V234H164V230H163V228L165 229ZM170 227V228H169ZM191 227L194 229H191ZM0 228H1V226H0ZM88 228H91V227H86V229H85V231L86 230H88ZM93 228V227H92ZM91 228V229H92ZM104 228H105V226H104ZM112 228V227H111ZM172 228H173V230H172ZM218 228H220V227H218ZM24 229V228H23ZM50 229V228H49ZM66 229V228H65ZM64 229V230H65ZM83 229V230H84ZM94 229V228H93ZM205 229V230H204ZM208 230V231H210L209 233H211V230ZM1 230V229H0ZM51 230V229H50ZM69 230V229H68ZM67 230V231H68ZM78 230V229H77ZM106 230V229H105ZM139 230H137V231H139ZM171 230V231H170ZM176 230H178V231H176ZM203 231V234H202V231ZM217 230V229H216ZM73 231V230H72ZM82 231V230H81ZM84 231V232H85ZM97 231V230H96ZM102 231V230H101ZM164 231V232H163ZM180 231V232H179ZM198 231V232H197ZM200 231V232H199ZM219 231V230H218ZM1 232H3V230L1 231ZM53 232V231H52ZM70 232V231H69ZM78 232V231H77ZM89 233H90V231H88ZM88 232H85V233H87L88 234ZM95 232V231H94ZM100 232V231H99ZM106 232V231H105ZM140 232V233H141ZM166 232H167V230H166ZM183 232V231H182ZM184 232H185V230H184ZM205 232V233H204ZM221 232V233H222ZM67 233V232H66ZM73 233V232H72ZM93 233V232H92ZM139 233V232H138ZM139 233V234H140ZM180 234V237H178L179 236V234ZM191 233V234H190ZM197 233V234H196ZM207 233V234H206ZM213 233V232H212ZM49 234V233H48ZM51 234V233H50ZM75 234V233H74ZM73 234V235H74ZM78 234H80V233H78ZM84 234V233H83ZM96 234V233H95ZM149 234H150V236H152V238H150V236H149ZM182 234H184V235H186L187 237H184ZM196 234V235H195ZM200 234V235H199ZM205 234V235H204ZM220 233L218 232V234L216 235V236H218ZM68 235V234H67ZM70 235V234H69ZM68 235V236H69ZM73 235H70L69 237H72ZM105 235H108V234H106L105 233ZM105 235L103 236V237H105ZM178 235V236H177ZM207 235V236H206ZM211 237H210V236ZM3 236V235H2ZM68 236H67V239H71V238H68ZM98 237H99V235H97ZM145 236V237H146ZM183 236V237H182ZM209 236V237H208ZM220 236V235H219ZM80 236H78L77 238H79ZM83 237V236H82ZM86 237V236H85ZM89 237V236H88ZM101 237V236H100ZM108 237V236H107ZM110 237V236H109ZM212 237H215V239L216 238H218V239H214V238H212ZM220 237H222V234H221V236ZM0 238H1V235H0ZM14 238V237H13ZM76 238V237H75ZM84 238V237H83ZM96 238V237H95ZM180 240H179V239ZM7 239H9V238H7ZM6 239V240H7ZM11 239V238H10ZM15 239V238H14ZM89 239V238H88ZM91 239V238H90ZM102 239V238H101ZM69 240H67V242L69 241ZM74 241H75V239H73ZM80 240V239H79ZM105 240V239H104ZM104 240H103V242H104ZM109 240V239H108ZM144 240V239H143ZM179 241V242H177V241ZM182 240V241H181ZM220 240V239H219ZM4 241V240H3ZM8 241V240H7ZM81 241V240H80ZM91 241H93V240H91ZM97 241V240H96ZM147 241H145V242H147ZM181 241V242H180ZM71 242V241H70ZM69 242V243H70ZM100 242V241H99ZM101 242H102V240H101ZM183 242V243H182ZM8 243H10V241L8 242ZM68 243V244H69ZM72 243H78L79 244V241L77 242V240L75 241V242H72ZM87 243H90V241L89 242H87V239H86V246H90V244H88L87 245ZM191 244V246L189 245V244ZM74 244H69V246L71 245V246H73V247H75V245ZM112 244V243H111ZM149 244V245H150ZM187 245L188 244V246H186V247H188V248H190V250L188 251L187 249L188 248H186V247H183V245ZM5 245V244H4ZM9 245H11V244H9ZM8 245V246H9ZM96 245V244H95ZM95 245H91L90 247L92 248V246H95ZM98 245H100L101 246V244L99 243ZM98 245H96L95 247H97ZM6 246H7V244H6ZM80 246V247H79ZM84 245L82 244V245H78V247H77V249L79 248H81V250H84V249H82V247H83ZM99 246V247H100ZM104 246V245H103ZM2 247H4V250H5V246H2ZM95 247H93L94 249H95ZM8 248V247H7ZM84 248H87V247H84ZM93 248L91 249V250H93ZM70 249H72V247L70 248ZM88 249V248H87ZM90 249V248H89ZM88 249V250H89ZM97 250H99L98 248H96ZM15 250V249H14ZM91 250H90V252H91ZM3 251V250H2ZM10 251V250H9ZM8 251V252H9ZM18 251V250H17ZM74 251V250H73ZM87 251V250H86ZM11 252V251H10ZM164 252V253H165ZM15 253V252H14ZM13 252H12V254H14ZM1 254V253H0ZM11 254V253H10ZM100 254V253H99ZM114 254V253H113ZM152 254V253H151ZM150 254V256L151 257H153L152 255ZM155 254V253H154ZM153 254V255H154ZM159 254V253H158ZM161 254V253H160ZM187 254V255H186ZM4 255V254H3ZM7 255V254H6ZM156 255V254H155ZM164 255V254H163ZM181 255H184V256H181ZM7 256H9L10 257V255H7ZM100 256V255H99ZM156 256H158V255H156ZM160 256V255H159ZM155 257L156 259H161V261H159V262H163L162 264H166V263H164L165 261L163 260L164 258H162L161 256L160 257ZM4 258L6 259L7 257H4L3 256V260H4ZM106 258V257H105ZM9 259V258H8ZM156 259H154V260H156ZM166 259V258H165ZM169 259H167V260H169ZM2 260V261H3ZM33 260V259H32ZM103 260V259H102ZM130 261V260H129ZM8 262V261H7ZM107 262V261H106ZM6 263V262H5ZM108 263H110V262H108ZM169 263V262H168ZM7 264H9V263H7ZM170 264V263H169Z\"/></svg>",
  "mask_w": 264,
  "mask_h": 264
}]
</instances>
